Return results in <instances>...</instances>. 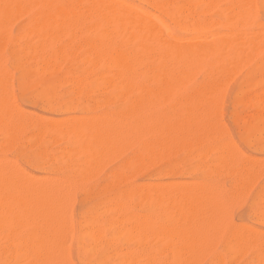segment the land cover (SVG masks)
Wrapping results in <instances>:
<instances>
[{"label": "rangeland", "instance_id": "obj_1", "mask_svg": "<svg viewBox=\"0 0 264 264\" xmlns=\"http://www.w3.org/2000/svg\"><path fill=\"white\" fill-rule=\"evenodd\" d=\"M53 1V3H55L56 1L57 2H59V3H63L64 5H70V4H72L73 2L75 3V2H81L83 5H85L86 6V4H87V1L86 2H84L85 0H52ZM92 1V0H91ZM109 0H103V2H108ZM123 3H122V2ZM156 1V2H155ZM154 2H151V1H149V0H115V1H113V3H114V6H115V8H117L118 10H116L117 11V13L118 14H123V13H125L126 11H128L129 9H130V7H123L124 9H120L122 6H123V4H130L133 8H134V6H135V8H138L139 10H141V11H143V12H145V13H147V14H153V15H155L160 21H162V22H164L167 26H168V28H169V30L167 31L166 29H163V27L161 28L160 27V25L156 22V21H153V20H142V19H139V21H138V24H139V26L140 27H152V28H154V29H156V30H158V32H161L162 33V36H165L166 37V35L167 36H169L170 37V39L168 38V37H162L163 39L165 38V39H167V41L169 40V41H171L172 39H173V36L174 37H176L177 39H179L178 41L179 42H177V43H180L181 44V42H180V38H184V39H182L184 42H186L185 44H183V42H182V46H187L188 44L187 43H189L190 41H191V43L194 41V40H196V39H199V40H201L202 41V43L203 44H205V45H208V46H210V44H212V42L214 41L212 38L213 37H215V34L214 33H219V32H222V33H225V31H226V34H227V32H229L228 31V29H226V27L225 26H220V25H218V27H217V29L214 27V26H211V25H209L210 23H211V20L212 21H216L217 20V22H218V20L219 21H223L224 20V17H222V16H226V13L225 12H227L228 11V9L226 8V10H225V6H227L228 4H230V2H232L231 0H217L215 3H213V7H211V5L209 4V6H208V4H206L205 3V5H207V7H205V5H203L204 4V0L202 1V0H200V1H198V0H196L194 3H193V5L191 6V8H190V10L189 11H185L184 10V12H177L176 13V16L174 15H172L171 14V12L172 11H174V9H175V7H173V6H175V5H178V6H180L179 5V3L181 2L182 3V5H186V1L185 0H155ZM164 1H166V2H164ZM168 1V2H167ZM171 1V2H170ZM198 1V2H197ZM259 1V2H258ZM56 2V3H57ZM65 2V3H64ZM146 2V3H145ZM151 2V3H150ZM162 2V3H161ZM254 2L256 3V8L255 7H253V11L257 14V16H256V14H252V12L253 11H251V16H250V19H248V20H250V21H247V22H249V23H246L244 26L243 25H241V26H239V27H237L236 28V32H238L239 30V33H241L242 34V36L244 37V35L246 36V38L245 39H247V37H248V39H249V36L251 35L252 36V38H255L256 36L255 35H257L258 37H259V35L258 34H260V33H262L263 31H260V30H258L259 29V27L261 26H257L256 27V24L257 25H259L258 24V22L260 23V24H262L263 23V25L261 26L262 27V30H263V28H264V5H262V2H261V0H254ZM162 5H161V4ZM165 3V4H164ZM174 3H175V5H174ZM180 3V4H181ZM218 3V4H217ZM35 4V3H34ZM122 4V5H121ZM168 4H169V6H168ZM202 4V5H201ZM215 4V5H214ZM232 4V3H231ZM230 4V5H231ZM32 5H33V3H32ZM159 5L161 6V7H159ZM197 5V6H196ZM198 5H200V6H198ZM33 6H36V7H31V12H29V8H27L28 9V11H25L24 13H22V15H23V17H21L22 15H20V14H15L17 17H18V15L20 16V18H15V20H12V18H11V16L12 15H9L10 16V18L9 19H11V20H9V22H8V20H6L8 23H5V25H4V28H3V30L1 29L0 30V54H1V56H0V65H1V68H2V66H4L5 67V69H3V70H6V71H3V72H5V74H7V70H11L10 72H11V74H10V72H9V76H8V74H7V77H10L11 76V78H9L10 79V81H11V86L10 85H8V87L10 86V88H8L7 87V85H5L6 87H7V89L8 90H10V91H12V92H10V93H12V94H8L9 92L8 91H6V87L5 86H3L2 84H0V85H2L1 87H3L2 89H4L5 90V92H7V94L10 96V97H12V99H13V103L11 102V101H9V103L11 102V104H12V106L10 105L9 106V110H5V111H8V112H6L5 113V116H7V117H5L6 119H3L4 118V115H1L2 114V112H1V114H0V117L1 116H3V117H1L0 119H1V123L3 122V123H5V124H1V125H3L4 127H0V135H1V137H0V159L2 160H0V164H2V165H0V173L2 174V176L3 175H6V176H8L9 178H11V176H10V174L11 173H13V174H11L12 175V178L14 179V174H16L17 175V177L15 178L17 181H18V179L19 178H23L25 175H24V173L25 172H28L31 176H38V175H46L45 177L46 178H48V176L50 175V178H48L47 180H49L50 181V183H51V181H52V183H56L57 182V180L59 179V178H61V179H63V177H64V181L66 182V179L68 178V177H66V176H77V175H80V176H77V177H73V180H72V178H70V176H69V178L67 179V180H69V181H67V183H65V182H63L65 185L66 184H68L69 186H63V184H62V190H61V187H60V189L58 188V190H60V191H56L55 193H57L58 195H59V197H60V192L61 191H63L61 194V196H63V203H62V198L60 197L59 199H60V201H58L57 200V202H59L58 204L60 205L61 203V205H63L64 207V209L66 208V210L63 212V208L62 207H60V206H58L59 207V209H60V212H59V214L62 212V216H63V214L65 213V212H67V211H71V220H72V228H71V230H72V234H70V232H65L64 233V230L68 227V231H69V229H70V226H68V225H66V224H70V220H69V222H67L68 220L67 219H69V218H67V219H65V220H67V221H65V222H63V220H62V218L60 217V219L62 220V223H60V222H58V224H56V226L58 227V231H57V233H59V234H57L58 236L60 235V231H59V229L61 230V228L62 229H64V230H62V232L64 233V234H70L71 235V237H67V236H70V235H65L64 236V234L62 235V233H61V235H60V239H62L61 238V236H63V237H65V239L66 240H64V242H65V245L63 244V243H61L62 244V251L60 250V248H59V246H58V249H59V251H58V249H56L57 251V253H55V255L57 256V255H59V258H60V260L59 261H57L56 259V257H55V255H54V252L52 253L53 255H54V257H52V260L50 259V252L49 253H47L48 255H47V258H44V257H46V254L45 253H43V254H45V256L43 257V255H41L40 253V255H39V259H40V256L42 257L41 258V263L42 262H44V261H42L43 259H49V260H46V262H47V264H50L49 262H50V260H51V264H55V262H56V264H58V262L60 263V264H62V262H63V264L65 263V264H89L88 262H90V264H118L117 262L119 261V260H122V257H124L125 258V260H123V264H131V260L127 257V256H129V254H135L136 256H138V255H140V257L138 256V260L136 261V262H132V264H138V262L140 261V260H144L143 258L144 257H146V256H150V257H152V260H151V264H170V263H172V264H177L176 263V258H177V261H179V263L178 264H184L183 262H185V264H208L207 262H209V264H217V263H219V264H225L226 262H228V261H230V262H228L227 264H264V243H262V242H264V232L263 233H261L260 234V232H262V231H264V223H263V221H264V182H262V181H264V168L262 169V167H264V133H259V134H251V131H249V134L247 135V133H248V130H251L249 127L250 126H246V125H249L250 123H249V120H250V118H251V116L253 115V114H255L256 112H260L261 114H263L264 115V105H263V100L264 99H262V98H264V95L262 96V94H264V55H263V52L264 51H259V52H257V53H253V54H251V56L252 57H250V59H247V60H245V61H248L247 63H245L244 64V66H243V62H242V64L240 65L238 62H236V64H239L238 65V68H241L240 70L239 69H237V68H235L234 67V69L236 70V71H238V72H236V74L234 73H232L233 74V76H232V78H231V76H230V78H228L229 79V81H228V79H227V81L225 82L224 81V84H221L220 82H219V86H221L220 88H219V86L217 85V87H215V89L217 90V92H219V95L221 94V96H219V95H216V93L217 92H215L214 90H212V93L214 94L213 95V97L212 96H210V95H212V93L210 94V92H206L207 93V95L208 94H210V95H208V97L210 96L211 98H208L207 97V95H205L206 93L203 91V93L201 92V91H199V92H192L193 90L191 89L192 87H193V89H194V87H196V86H200V85H202V82L204 83L205 82V80H206V82H208L209 80V77L208 76H206L207 75V73H206V71L204 70V68H201V70H200V68H199V72H197L198 70V68L197 67H202V65H197L196 66V64H195V67L193 66L191 69L192 70H195L196 68V73L195 72H192L191 70H189L188 68H185L186 66H187V63H186V66H185V62H188L189 60H185V62H184V66L185 67H183V64H182V67H183V69H186V70H184L186 73L188 72H190V74L191 75H194V76H191V75H189L190 76V78L189 77H185L186 78V82L184 83V90L182 91V92H179L181 95H179V93H178V97L177 98H175L176 97V95H175V93L174 94H172L171 96H170V94L168 95V97H166V99L168 98H171L173 95H175V96H173L172 98H175V100L173 99L172 100V98L171 99H169V101L170 102H175V101H177V102H175V106L177 107L178 105H176V103L178 104V102H179V104L181 105V106H183V105H185V104H187V105H185V108L183 109L182 107V110H184V112L186 113V111H185V109L187 108L186 106H188V109H187V114L184 116L183 114H181V112H182V110H181V108L179 109V106L176 108H174V103L172 102V103H170V102H166V99H164L165 97V95L163 96V95H160V94H157L158 96H157V98L158 97H160L161 98V96H162V98H163V100H162V98L161 99H159V100H157L156 98H154V97H156V96H153V97H148V98H150V99H148V100H150V101H148V100H146L147 102H149V104L150 105H155L156 103L154 102V101H159V103L161 104H163V101L165 102V104H163V105H165L164 107H165V110H164V107L162 106V105H157V106H152L153 108H155V107H163V109H161L160 108V110L162 111V110H164V112L163 113H165V114H160L161 115V120H163V118H165V117H167V115H169L167 118H165V120L167 121V123H166V121L164 122V120L163 121H161V123L160 124H163V122H164V124L167 126V128H168V130L166 131L165 129H161L162 131H164V132H162L159 128H157L155 125H158L159 124V122H157V121H159L160 119L159 118H156V116L159 114V110H158V113H157V115H155L154 114V112H157V111H155V109H153V111H152V108L150 107V105H147V102H145V101H140V100H133V99H136V98H138L139 99V97H140V93L139 92H137V91H132V92H130V95H129V93H124V94H120L121 93V91L119 90V89H116L115 87H113L114 85H110V80L112 79L111 78V74H110V72H108L109 71V69H107L106 67H104V68H102L103 66H102V64L98 61H96L95 60V58L94 59H92L91 58V56H89L90 54H88L89 53V46L87 45L89 42H95V43H100L101 44V36L99 37V35L101 34H96L95 35V31L97 32V29H95V31H93V34L91 33V32H89V31H91V30H94V29H92V27L95 25V24H97L96 22L94 23V21L95 20H97L98 21V23L100 22V17L98 18V15H96V19L95 20H92L93 19V17H95L94 15H90L91 16V18L90 19H87L86 21H85V16H84V18H83V16H82V18L80 19V21L83 23V24H85V25H87V26H85V27H83L82 28V26H84L82 23H80V30H79V28L77 27H72V29L69 27H67V26H59L60 27V29H58V31L57 30H55V28L56 27H47L46 29H47V31H45L46 33H48V35H47V37H45V38H47V39H45V38H43L44 40H45V42H44V40L43 41H41V39H42V36H41V38H40V35L38 34V32L36 31H34L33 30V33L31 32H29L30 31V29L29 28H27L28 27V22H29V19L31 18V16H33L34 14H36V12L38 11V9H39V7H40V5L39 4H36V5H33ZM156 6V7H155ZM220 8H219V7ZM233 6V5H232ZM231 6V7H232ZM169 8V11H166L164 8ZM172 7V8H171ZM193 7V8H192ZM211 7V8H210ZM230 7V8H231ZM262 7V8H261ZM219 8V9H218ZM223 8V9H222ZM229 8V7H228ZM232 9H236V7L234 6ZM232 9H231V11H232ZM133 9H131V10H129V11H132ZM171 10V11H170ZM195 10V11H194ZM116 11L114 12V14L116 13ZM138 11V10H137ZM141 11H139V12H141ZM191 11V12H190ZM194 11V13H192ZM223 11H224V15H222L221 16V14H223ZM27 12V13H26ZM188 12H190V13H188ZM197 12V13H196ZM218 12V13H217ZM221 14H220V13ZM232 12H234V11H232ZM231 12V13H232ZM178 13H181L180 15L178 14ZM188 13V14H187ZM227 13H229L230 15H231V13L230 12H227ZM263 13V14H262ZM24 14H26V15H24ZM191 14H192V16H191ZM218 14V15H217ZM228 14V15H229ZM260 14V15H259ZM15 15H13V16H15ZM188 15V16H187ZM254 15V16H253ZM28 16V17H27ZM121 16V15H120ZM120 16H118V17H120ZM190 16V17H189ZM194 16V17H193ZM218 16V17H217ZM263 16V17H262ZM87 17H89V16H86V18ZM179 17V18H178ZM223 18V19H222ZM83 19H84V21H85V23H84V21H83ZM190 19V20H189ZM194 19V20H193ZM259 19V20H258ZM261 19V20H260ZM187 20V21H186ZM196 20V21H195ZM12 21H14V22H12ZM24 21V22H23ZM91 21V22H90ZM93 21V22H92ZM182 21V22H181ZM192 21H195L196 22V24L198 23V24H200L201 25V27H202V24L204 25V29L203 30H189V29H187V28H189L188 27V25H190L191 24V22ZM200 21V22H199ZM207 21H209V22H207ZM258 21V22H257ZM11 22V23H10ZM205 24H204V23ZM252 22V23H251ZM254 22H257V23H254ZM87 23V24H86ZM91 23L93 24V26H90L91 25ZM216 23V22H215ZM220 23V22H219ZM8 24H9V27H8ZM22 24H24V25H22ZM89 24V25H88ZM207 24V25H206ZM255 24V25H254ZM6 25H7V27H6ZM27 25V26H26ZM82 25V26H81ZM181 25L184 27V28H182L181 27ZM205 25H206V28H205ZM209 25V26H208ZM24 26V27H23ZM88 28V29H86L85 30V28ZM89 27H91L90 29H89ZM96 27V26H95ZM98 28H99V26H97ZM96 27V28H97ZM208 27H210V29L208 28ZM5 28H7V29H5ZM27 28V29H26ZM50 28V29H49ZM58 28V27H57ZM56 28V29H57ZM66 28V29H65ZM103 27H100L99 29L101 30ZM15 29V30H14ZM25 29H26V33H25ZM65 30V32H64V30ZM98 29V30H99ZM185 29V30H184ZM261 29V28H260ZM4 30H6V31H4ZM29 30V31H28ZM55 32H54V31ZM69 30H73V32H69ZM75 30V31H74ZM79 30V31H78ZM83 30H85V31H83ZM89 30V31H88ZM99 30V31H100ZM120 30H122V31H120ZM119 31L117 30L115 33H117V40H120L119 42H123L124 43V46L126 45V43L124 42V41H128V40H124V38H126V36H128V31L127 30H124V29H120ZM21 31V32H20ZM32 31V30H31ZM62 31V32H61ZM81 31V33H79ZM83 31V32H82ZM124 31H126V33L124 32ZM167 31V32H166ZM235 31V30H234ZM234 31H232L233 33H232V36L234 37V38H236L237 37V35L236 36H234ZM260 31V33H258ZM12 32H14L13 33V35H11L12 34ZM18 32H20V33H18ZM75 32V33H74ZM90 34V35H87L88 33ZM102 32V31H101ZM118 32H119V34H120V36H119V34H118ZM123 32H124V37L123 38H121L122 36V34H123ZM170 33V35H172V37L170 36V35H168L167 33ZM207 32V33H206ZM210 32H211V34H210ZM213 32V33H212ZM235 32V33H236ZM29 33V34H28ZM34 33H36V34H34ZM54 33V37H56V36H59V34H60V36L59 37H61V34H65V35H62V37L61 38H59V37H57V38H55V40H57V41H62V43H61V41L60 42H57V41H54L53 39H54V37L52 36V37H50V34H53ZM57 33V34H56ZM67 33V34H66ZM71 33V34H70ZM76 33H78V34H76ZM122 33V34H121ZM161 33H159V35L161 34ZM200 33V34H199ZM204 33V34H203ZM222 33H220V34H222ZM230 34H231V32H229ZM228 33V34H229ZM24 34V35H23ZM28 34V35H27ZM32 34H34V35H32ZM69 34H70V37H69ZM73 34V35H72ZM80 34V35H79ZM83 34H85L84 36H83ZM164 34V35H163ZM199 35V37H198V35ZM225 34V35H226ZM227 34V35H228ZM237 34V33H236ZM240 34V35H241ZM255 34V35H254ZM263 34V33H262ZM4 35V36H3ZM36 35V36H35ZM75 35V36H74ZM78 36V38H77V36ZM214 35V36H213ZM219 35V34H218ZM223 35V34H222ZM222 35H220V37L222 36ZM224 35V36H225ZM226 35V36H227ZM239 35V34H238ZM238 36L237 38H242V39H244L242 36ZM264 35V34H263ZM263 35H262V40H263V43H264V37H263ZM15 36V37H14ZM21 36H24V37H21ZM73 36V37H72ZM161 36V35H160ZM190 36H191V38H190ZM193 36V37H192ZM197 36V37H196ZM213 36V37H212ZM225 36V37H226ZM31 37V38H30ZM52 38V40L55 42H52V41H50V42H48L49 40L48 39H50V38ZM73 39H72V38ZM75 37V38H74ZM95 37V38H94ZM119 37V38H118ZM179 37V38H178ZM185 37H188V38H186L185 39ZM194 37H195V39H194ZM223 37V36H222ZM225 37H223V38H225ZM233 37H231V38H233ZM261 37V36H260ZM18 38V39H17ZM33 38V39H32ZM38 38H40V39H38ZM68 38H70V39H68ZM79 39L80 38V40H78V41H76L77 39ZM91 38H92V41H91ZM129 38V37H128ZM130 38H133V40L131 39L130 41H128V43H127V45L129 44V46L133 43V45L135 46V48L138 50L139 49V46L138 45H140V43L138 42V40L139 39H136V38H134V37H132V36H130ZM129 38V39H130ZM176 38H175V40H176ZM190 38V39H189ZM194 39L193 41L191 40V39ZM226 38H230V36L229 37H226ZM5 39V40H4ZM12 39V40H11ZM37 41H39V44H40V46H38L39 44H36V40ZM68 39V40H67ZM72 39V40H71ZM76 39V40H75ZM84 39V40H83ZM136 39V40H135ZM189 39V40H188ZM259 38H257L256 37V40H258ZM17 40V41H16ZM95 40V41H94ZM181 40V41H182ZM213 40V41H212ZM7 41H8V43H7ZM46 41H47V43H46ZM72 41H74V42H72ZM84 43H83V42ZM87 43H86V42ZM97 41V42H96ZM132 41V42H131ZM140 41V40H139ZM174 41V40H173ZM2 42V43H1ZM25 42V43H24ZM41 42V43H40ZM52 42V45L54 46L55 44H56V42H57V45H59L61 48H59L57 45L55 46V47H58V50H57V48H56V51H57V54H55L56 53V51L54 52V50H55V48H53V46L51 47L50 45V43ZM63 42H65V43H63ZM130 42V43H129ZM139 43L138 45L136 44V43ZM172 42V41H171ZM175 42V43H176ZM200 42V41H199ZM199 42H193L194 44H198ZM233 42V41H232ZM261 44H262V42H261V40L259 41ZM11 43H12V45H11ZM25 45H24V44ZM32 43V44H31ZM45 43V44H44ZM61 43V44H60ZM69 43L71 44V45H69ZM90 43V44H91ZM98 43V44H99ZM123 43H122V45H123ZM135 43V44H134ZM174 43V44H175ZM226 43L227 44H229V43H231V39H226ZM84 44H86L85 46H83ZM201 44V43H200ZM199 44V45H200ZM9 45V47H11L12 46V48L10 49L9 47H7ZM36 45H37V49H36ZM48 45V46H47ZM63 47H62V46ZM70 46L71 47V49H70V47H69V49H68V47L66 48V51H68L69 50V53L68 52H66L65 51V47L64 46ZM80 45V46H79ZM83 47H82V46ZM126 45V46H127ZM132 45V46H133ZM175 45H177L178 46V44H175ZM264 45V44H263ZM16 46V47H15ZM23 46V47H22ZM25 46V47H24ZM28 46V47H27ZM30 46V47H29ZM77 46V47H76ZM86 46H88V48L86 47ZM129 46H127V47H129ZM134 46L131 48L133 51H136V50H134L135 48H134ZM138 46V47H137ZM189 46V45H188ZM204 46V45H203ZM7 47V48H6ZM38 47H39V49H38ZM42 47V48H41ZM73 47L75 48V49H73ZM246 47V46H245ZM244 47V48H245ZM8 48H9V50H8ZM27 48H29L30 49V51L29 50H27ZM125 48V47H124ZM134 48V49H133ZM24 49V50H23ZM34 49H36V50H34ZM54 49V50H53ZM60 49H61V51H60ZM68 49V50H67ZM76 49H78L77 51H76ZM85 49V50H84ZM243 49V48H242ZM263 49H264V46H263ZM8 51V53H7V51ZM11 50H13V51H11ZM15 50V51H14ZM39 50H41V51H39ZM52 50V51H51ZM70 50H72V51H70ZM129 50V49H128ZM20 51V52H19ZM64 53H68V54H62L63 52ZM131 51V50H130ZM245 50L243 49V52H244ZM248 50H246V52H247ZM11 52H13L12 54H11ZM15 52V53H14ZM30 52V53H29ZM35 52H37V56H36V53ZM60 52H62V53H60ZM73 52V53H72ZM75 52V53H74ZM88 54L87 55V57H85V58H87L86 60L83 58L84 57V54H85V56H86V53ZM245 52V53H246ZM20 53V54H19ZM29 53V54H28ZM47 54V56H46V54ZM50 53H53V55H57V57H56V59H51L52 60V62H50L49 64H51L50 65V67L47 69V66H49V65H45V60H47V58H49V56L50 55H52V54H50ZM70 53H72V56H70L71 54ZM79 53V54H78ZM81 53H83V57L81 56L82 54ZM12 56H11V55ZM17 54V55H16ZM35 54V55H34ZM59 54H61V55H59ZM231 54V53H230ZM262 54V55H261ZM21 55V56H20ZM68 55V56H67ZM77 55H79V57L77 56ZM8 56V57H7ZM15 56V57H14ZM41 56V57H40ZM259 56V58H257ZM1 57H2V59H1ZM10 57V58H9ZM12 57V58H11ZM69 57H72L71 58V60H70V58ZM73 57H75L74 59H73ZM90 57V58H89ZM230 57V56H229ZM31 58V59H30ZM82 58L85 60L84 62H82ZM256 58V60H253V59H255ZM262 58V59H261ZM27 59V60H26ZM63 59V60H62ZM66 59H68V61L66 60ZM76 59H78V60H76ZM90 59H92V60H95V61H93V63H95V64H93V66L90 64V65H87V64H89V62H87V64H86V61H90ZM10 60V61H9ZM21 60H22V62H21ZM81 60V61H80ZM92 60H91V62H92ZM258 60H259V62H258ZM39 61V62H38ZM40 61H41V63H40ZM43 61V62H42ZM76 61V62H75ZM253 61H256V62H253ZM37 62H38V66H37ZM61 62V63H60ZM190 62H192V61H190ZM240 62V61H239ZM12 64V66H11V64L10 65H8L7 66V64ZM14 63H15V65H14ZM22 63V64H21ZM60 63V64H59ZM83 63V64H82ZM97 63V64H96ZM255 63V64H257V65H253V64ZM44 64V65H43ZM65 64V65H64ZM73 64V65H72ZM188 64H190L189 62H188ZM192 64V63H191ZM42 65L44 66V67H42ZM80 65H81V67H80ZM232 65H234L235 66V64H232ZM252 65H253V67H252ZM32 66H34V67H32ZM54 66V67H53ZM71 66V67H70ZM189 66H191V65H189ZM189 66H187V67H189ZM229 66V65H228ZM231 66V65H230ZM228 67L229 69L231 68V67ZM237 66V65H236ZM239 66H241V67H239ZM3 67V68H4ZM9 69H8V68ZM37 67H41L40 69L39 68H37ZM67 67H69V68H67ZM255 67V68H254ZM24 68V69H23ZM34 68V69H33ZM82 68H83V70H82ZM106 68V69H105ZM233 68V67H232ZM249 68V69H248ZM263 68V69H262ZM37 69V70H36ZM53 69L55 70L54 72H53ZM69 69V70H68ZM189 71H188V70ZM247 69V70H246ZM23 70V71H22ZM45 70V71H44ZM86 72H85V71ZM106 70V71H105ZM204 70V71H203ZM245 70H246V72H245ZM256 70V71H255ZM15 71V72H14ZM30 71V72H29ZM37 71V72H36ZM78 71V72H77ZM106 73H104V72ZM203 71V72H202ZM244 71V72H243ZM253 71V72H252ZM1 72V71H0ZM3 72H1V73H3ZM15 74H14V73ZM20 72V73H19ZM24 72V73H23ZM45 72V73H44ZM73 74H72V73ZM75 72V73H74ZM80 72V73H79ZM107 72H108V74H107ZM223 72V71H222ZM222 72H220V74H222ZM230 72H232V71H230ZM233 72H234V70H233ZM243 72V73H242ZM79 73V74H78ZM85 73V74H84ZM89 74V75H87V74ZM184 73V72H183ZM182 73V74H183ZM186 73H184L185 75H187ZM192 73H194V74H192ZM198 73V74H197ZM203 73V74H202ZM225 75L228 73L227 71H226V73L225 72H223ZM18 74V75H17ZM58 74V75H57ZM83 74L84 75H87L86 77H88V79H91V84L93 85V87H94V89L92 90V89H89L88 90V92H83V93H81L80 91H79V86H78V83L76 82V80H78L79 79V77L80 76H83ZM219 74V75H220ZM224 74H222L224 77H225V75ZM229 74H231V73H229ZM45 75V76H44ZM185 75H182L183 76V78H184V76ZM243 75V76H242ZM2 76H6V75H1V77ZM34 76V77H33ZM56 76V77H55ZM78 76V77H77ZM89 76H90V78H89ZM94 78H93V77ZM106 76L108 77H110V79L108 80L107 78H106ZM196 76H198V77H196ZM203 76V77H202ZM205 76V77H204ZM221 76V75H220ZM219 76V77H220ZM223 76H221V77H223ZM228 76V75H227ZM0 77V78H1ZM32 77V78H31ZM69 77V78H68ZM108 77V78H109ZM229 77V76H228ZM245 77H246V79H245ZM67 78H68V80H67ZM72 78H74V79H72ZM77 78V79H76ZM105 78V79H104ZM184 78V79H185ZM191 78H193V79H191ZM198 78V79H197ZM204 78V79H203ZM6 78L4 77V80H5ZM94 79H96L95 80V82H94ZM98 79V80H97ZM104 81V80H106V81H104V82H101L102 80ZM203 79V80H202ZM220 79V81H221V78H219ZM242 79V80H241ZM1 81H0V83L1 82H3V77H2V79H0ZM8 80V79H7ZM37 80V81H36ZM42 80V81H41ZM75 80V81H74ZM189 82H188V81ZM191 80V81H190ZM223 80H226V79H223ZM238 80V81H237ZM248 80H250V82L247 81ZM251 80H252V82H251ZM9 81V82H10ZM16 81V82H15ZM47 81V82H46ZM57 81V82H56ZM197 81V83H195ZM200 81V82H199ZM6 82V81H5ZM4 82V83H5ZM55 82H56V84H55ZM64 82V83H63ZM76 82V83H75ZM97 82V83H96ZM99 82H101V83H99ZM109 82V86L108 85H106L107 83ZM189 83V84H186V83ZM194 82V83H193ZM205 82V83H206ZM228 82V83H227ZM52 83V84H51ZM62 83V84H61ZM73 83V84H72ZM75 83V84H74ZM97 85L96 87H97V90H95L96 89V87H95V84ZM103 83V84H102ZM199 83H201V84H199ZM18 84V85H17ZM34 84V85H33ZM50 84V85H49ZM54 84V85H53ZM106 85V89H101V87H103V85ZM191 84V85H190ZM217 84H218V81H217ZM226 84V85H225ZM236 84V85H235ZM38 85V86H37ZM74 87H73V86ZM102 85V86H101ZM105 85H104V87H105ZM204 85V84H203ZM225 85V86H224ZM29 86H31L30 88H28ZM45 86V87H44ZM57 86V87H56ZM75 86H76V88H78L77 89V94L78 95H76V93H75V91H76V89H75ZM100 88H99V87ZM189 86V87H188ZM216 86V85H215ZM234 86V87H233ZM72 87H73V89H72ZM90 87V86H89ZM92 87V86H91ZM90 87V88H91ZM103 87V88H104ZM110 87V88H109ZM191 87V88H190ZM233 87V88H232ZM244 87V88H243ZM248 87V88H247ZM26 88H27V90H26ZM37 88V89H36ZM38 88H39V91H38ZM109 88V89H108ZM187 88V89H186ZM222 88V89H221ZM25 89V90H24ZM47 89V90H46ZM100 89V90H99ZM218 89H220L221 90V92H220V90H218ZM240 89V90H239ZM71 90V91H70ZM107 92H106V91ZM117 90V91H116ZM246 90V91H245ZM74 91V92H73ZM94 91H96V92H94ZM112 91H114V92H112ZM230 91H231V93H230ZM243 91H245V92H242ZM35 92V93H34ZM71 92H72V94H71ZM111 92L112 93H114L113 95L111 94ZM115 92L118 94V96L119 95H121V96H117V95H115ZM119 92V93H118ZM191 94H190V93ZM223 92V93H222ZM236 92H237V94H236ZM238 92H240V95H239V93ZM37 93H38V95H37ZM43 93H45V94H43ZM75 93V94H74ZM86 93H87V95H86ZM105 93V94H104ZM138 93V94H137ZM184 95H183V94ZM187 93V94H186ZM194 93V94H193ZM196 93H198V94H196ZM235 93V94H234ZM1 94H2V91H1ZM5 94V93H4ZM4 94H2V95H4ZM7 94H5L4 95V97L5 96H7ZM18 94V95H17ZM51 94V95H50ZM82 94H84V95H82ZM95 94V95H94ZM100 94V95H99ZM188 94H190V95H193V97L192 96H189V97H192L191 98V102H192V100H193V106H191L192 104L191 103H189L190 102V98H189V101H187L188 100V98H186L185 96L187 95V97H188ZM205 95L204 97H200V95ZM218 94V93H217ZM223 94V95H222ZM2 95H0V96H2ZM12 95V96H11ZM36 96L37 95V97H34V96ZM76 95V96H75ZM98 95V96H97ZM104 95H105V97H104ZM127 95H128V97H127ZM136 95V96H135ZM197 95H199L198 97H196ZM229 95V96H228ZM234 95V96H233ZM237 95V96H236ZM258 95V96H257ZM260 95L262 96V97H260ZM83 96V97H82ZM107 96V97H106ZM123 96V97H122ZM170 96V97H169ZM218 98H217V97ZM232 96V97H231ZM256 96V97H255ZM44 97H45V99H44ZM86 97V98H85ZM95 97V98H94ZM122 99H121V98ZM130 97V98H129ZM187 99V100H185V98ZM196 97V98H195ZM206 97H207V99H210V101L208 100V102H207V100H206ZM241 97H245V98H242V100H241ZM258 97H260V99H258ZM8 98V97H7ZM30 98V99H29ZM52 100H51V99ZM54 98V99H53ZM84 98V99H83ZM93 98V99H92ZM103 98H105L104 100L105 101H107L109 98H110V101L108 100L107 102H105L104 100H103ZM108 98V99H107ZM119 98H120V100H119ZM154 99L153 101H151V99ZM181 98V99H180ZM196 99V101H194L195 99ZM198 98H200V100H202L203 101V103L199 100L198 102H197V100H198ZM216 98V99H215ZM253 98H256V99H258V101L260 100H262V106H260L259 108H257V106H256V104L254 103L256 100H253ZM2 99V98H1ZM0 99V100H1ZM4 99H6V98H4ZM4 99H2V101L4 100ZM11 99V98H10ZM43 99V100H42ZM50 99V100H49ZM168 99H167V101H168ZM184 99V100H183ZM215 100L216 101V104L218 103V105H216L215 104V101L214 102H212V100ZM217 99H218V101H217ZM219 99H221L222 100V102H219ZM230 99V100H229ZM240 100V101H238V103H236L235 101H237V100ZM8 100H9V98H8ZM91 100H93V101H91ZM96 100V101H95ZM131 100H132V102L133 101H135V102H131ZM161 100H162V102H161ZM178 100H182V102H180V101H178ZM204 100H205V103H204ZM41 101H45V102H41ZM81 101V102H80ZM84 101V102H83ZM92 102L93 103V105H91V104H87L88 102ZM104 101V102H103ZM183 101H185V102H183ZM4 102V101H3ZM8 101L6 100V103H7ZM41 102V103H40ZM138 102V103H137ZM142 102H144V104L147 106V108L149 109L150 108V111H151V113H150V111H149V113H148V115H147V112H146V115H147V117L145 116V114H144V112L147 110L148 111V109H145V105L144 104H142ZM151 102V103H150ZM155 104H154V103ZM195 102L196 103H198L197 104V107L198 108H200L199 110L198 109H195L194 108V104H195ZM239 102H241V104L239 103ZM14 103L16 104L14 107L17 109L18 108V110L16 111V109L15 108H13L12 109V107H13V105H14ZM50 103V104H49ZM69 103V104H68ZM74 103V104H73ZM103 103H104V105H103ZM106 103V104H105ZM109 103V104H108ZM122 103H124V106H123V104ZM134 103L136 104V105H134ZM158 103V104H159ZM185 103V104H184ZM189 103V104H188ZM199 103L202 105V106H199ZM209 103H211V104H215V106H216V108H215V106L214 105H211V107L213 108H209L208 109V111H210V110H214V112H219L220 113V119H218V118H216V115H218V112L215 114V113H212L213 111H211V113L210 112H206V111H204V110H206V109H204L203 110V108H208V107H210V105H209ZM221 103V104H220ZM1 104H2V102H1ZM42 104V105H41ZM47 104V105H46ZM65 104H66V107H68V108H66V107H63V105L65 106ZM81 104H82V106H83V108L82 107H80L81 106ZM115 104H117V106L115 105ZM119 104H121V105H119ZM130 104L132 105H134L133 107L132 106H130ZM138 104H140V105H138ZM142 104V105H141ZM167 104H170V105H167ZM206 104V105H205ZM3 105V104H2ZM4 105H5V102H4ZM3 105V109L4 108H7L8 109V107L6 106H4ZM9 105V104H8ZM61 105V106H60ZM89 105V106H88ZM190 105V106H189ZM204 105H205V107H204ZM207 105H208V107H207ZM220 105V106H219ZM17 106V107H16ZM58 106V107H57ZM93 106V107H92ZM97 106V107H96ZM114 106H116V107H114ZM121 106H123L124 108H121ZM125 106H126V108L127 107H129V112H128V110L125 108ZM168 106V107H167ZM219 107V109L221 108V112L219 111V109H218V107ZM39 107V108H38ZM48 107V108H47ZM50 107V108H49ZM78 107H80V108H78ZM92 107V108H91ZM95 107V108H94ZM144 107V108H143ZM171 107V108H170ZM174 108V110L175 109H177L178 111H174V113H173V111H172V109ZM184 107V106H183ZM191 107V108H190ZM195 107H196V105H195ZM262 107V108H261ZM82 108V109H81ZM97 108V109H96ZM114 108H115V110H114ZM130 108H131V110H130ZM134 110H133V109ZM157 108V109H158ZM169 108L171 109V111L169 110ZM193 108V109H192ZM217 109V111L215 110V109ZM261 108V109H260ZM56 109V110H55ZM58 109V110H57ZM61 109V110H60ZM68 109V110H67ZM80 109V110H79ZM90 109V110H89ZM126 109V110H125ZM135 109L137 110V111H139V113H141V115H140V117L142 116V115H144L145 116V119L146 118H148L149 117V115H151L152 113V117L150 116L146 121H148L149 119H152L153 118V115L155 116V118H153V120H156V121H152V123H151V121H149V123H147L148 125H147V127L149 126V130H147V131H150V130H153V132H151L150 131V135L152 134V136L150 137V135L149 134H147V133H149V132H144L143 130H140V129H138L137 127H139L140 128V126H138L137 125V123L139 122H136L137 121V119L139 120V113L137 112V111H135ZM139 109V110H138ZM156 109V110H157ZM192 109V110H191ZM195 109V110H194ZM11 110V111H10ZM83 110H85V111H83ZM119 110H120V113H119ZM122 110H124V112L122 111ZM132 110H133V112H132ZM142 110H144V111H142ZM180 110V111H179ZM198 110V111H197ZM1 111H2V109H1ZM16 111V112H15ZM111 111H114V112H112V113H115L114 115H115V117L117 116V114H118V116H120L119 114H121V117H119V119H117V121H115L116 122V125H117V122L119 123V124H121V123H123V124H126L127 125V123H128V125H127V127H130V123H132L133 121V123L135 124V125H133L134 126V128H135V126H136V128L139 130V131H143V133H141L140 132V137H142L141 138V144H142V140L144 141V139L146 138V135H147V137H148V135H149V137H148V142L150 143L151 141L153 142V146L152 147H154V149L152 148L151 149V146H150V144L152 143H148L149 145L146 147L147 149H143V144L141 145V144H138V143H140V139H138V138H136L137 137V133H136V131H134V129L132 130V131H134V132H131V134H132V137L131 138H133V140L132 141H135L136 139V143H135V145L133 144V142H130V144H131V146L129 145V143H128V145L130 146L129 147V149H127V147H128V145H127V147L126 146H124L123 145V143H119V142H122V141H124L125 142V139H123V137H122V135H119V136H121L122 137V139H121V141H119V139L117 140V136H116V139H115V141L117 140V142L119 143H116L115 144V141L114 142H109V140H107V145L105 144V146L103 147V145H102V143L101 144H99L100 145V149H98V144H97V146H96V144H93L94 145V147H90V148H92V150L93 151H91V153L93 152L94 153V150H95V148L98 150V153L97 154H99L100 152L102 153V151H104V154H105V149L108 147V149L107 150H109L110 148H109V146H111V144H113L114 143V145H118V146H115V149L113 148V146H112V149H114L115 150V152H118V153H114V150H112L111 152H112V155H109L110 154V151H109V154L107 153L108 151H106V153L110 156H107V159L105 158L104 160H102L103 162H101L102 164H100V161H101V158L103 159V157H101V156H99V157H101V158H99V160L100 161H98V160H96V158H98V155H97V157H95V163L93 164V161L94 160H92V162H90L91 160H89V159H87L88 157L90 158L91 157V155H93V154H89V156L87 157V158H85V161H86V163L84 162V160H82L83 158H84V156L86 157V154L87 153H89L90 151H89V149H87V151H89V152H87V151H85L86 152V154H85V152H82L83 154H80L81 152H80V150L81 149H84L83 148V145H84V142L83 141H79V140H84L83 139V137H81L80 135H73V133H72V135H73V137L70 135L71 134V132H73V130H71L72 128H73V126H71V125H74L73 123H72V121L73 120H77L78 122H79V120L81 119V118H79V116L77 117H75V115H79L80 114V116L81 117H85V119H83L85 122H83V120L81 121L80 120V122L78 123L77 121V123L78 124H82L83 125V123L85 124L87 121H88V124H90L91 125V123L89 122L90 120L88 119L87 120V117L86 116H88L89 114H90V116H88V118H91V121H92V119H94V115L92 116V114L94 113H99L100 112V115H99V117H96L97 118V121H96V123L95 124H101V127H102V129H103V131H104V129L106 130V131H104L105 133L107 132V130L109 131V128L111 127V128H113V126L112 125H114L115 123H110V122H112V121H114V120H112V119H110V120H112V121H110V122H105V120H103V117H104V119H107L108 117H110V116H108L107 118H105L106 116H104L105 114V112H106V115H107V113L108 114H110L111 113ZM118 113H117V112ZM130 113V111L133 113V114H129L130 116H132V117H128V113ZM141 111V112H140ZM168 111H169V114H167L168 113ZM190 111H192V112H190ZM195 111V112H194ZM196 111H197V113H196ZM202 111H203V114H202ZM234 111V112H233ZM142 112H143V114H142ZM184 112H182V113H184ZM188 112H190L189 114H188ZM9 113V114H8ZM101 113H102V115H101ZM112 113H111V116H112ZM125 113H127V115L125 114ZM171 113H172V115H171ZM178 113H179V115H178ZM199 114V115H197V117L195 118V119H197L196 120V123L199 121V123H197V125H196V123H195V119H194V117L196 116V114ZM206 113L208 114V116L206 115ZM12 114V115H11ZM15 114V115H14ZM67 114V115H66ZM95 114V115H96ZM104 114V115H103ZM134 114H136V115H134ZM173 114H177V116L175 117ZM193 114V115H192ZM201 114V115H200ZM213 114L215 115V116H213ZM113 115V116H114ZM123 115V116H122ZM133 115L134 116H137L138 115V117L139 118H134V119H132L133 118ZM162 115H163V117H162ZM183 115V117H181V116ZM202 115L203 116H207L206 118H207V120H206V128H205V120H204V118H203V123H202V118H201V120H200V116L202 117ZM210 115H212L213 116V118L210 116ZM232 115V116H231ZM236 115H237V117H236ZM13 116V117H12ZM18 116V117H17ZM46 116V117H45ZM101 116H103L102 117V120H101ZM127 116V117H126ZM165 116V117H164ZM178 116H179V118H180V122H182V124H184V125H182V124H180L179 125V123L180 122H178L179 121V119H178ZM186 116H188V118L187 119H185L186 118ZM191 116H192V118H191ZM219 116V115H218ZM10 117V118H9ZM53 117V118H52ZM59 117H60V120H58L59 119ZM65 117V118H64ZM73 117V118H72ZM75 117V118H74ZM114 117V118H115ZM123 117V118H122ZM158 117H159V115H158ZM173 117H174V119H173ZM210 117H211V119H210ZM244 117H246V119L244 118ZM250 117V118H249ZM49 118V119H48ZM54 118H55V121H56V123L53 121L54 120ZM78 118V119H77ZM100 120H99V119ZM111 118H113V117H111ZM118 118V117H117ZM122 118V119H121ZM124 118H126V119H128V120H130V121H127V123H126V120H124ZM143 118V117H142ZM175 118H176V121H175ZM182 118V119H181ZM242 118V119H241ZM20 119V120H19ZM40 119V120H39ZM52 119V120H51ZM65 121V119L66 120H68V121H66V122H63V120ZM69 119H71L72 121H71V123H70V120ZM108 119V120H109ZM145 119H141L142 121L143 120H145ZM159 119V120H158ZM190 119H192V120H194L193 121V123H192V120H190ZM212 119H213V121H212ZM216 121H215V120ZM218 119V120H217ZM231 119V120H230ZM4 120V121H3ZM59 122H58V121ZM120 122H119V121ZM123 120L125 121V123L123 122ZM185 120V122L186 123H184L183 121ZM188 120V121H187ZM220 120H221V122H220ZM244 120V121H243ZM94 121V122H95ZM100 121H104L103 122V125H102V123L100 122ZM107 121V120H106ZM141 121V124L140 123H138L139 125H141V126H143L144 125V122H142ZM171 121H173V122H171ZM176 123H175V122ZM191 121V122H190ZM201 121V122H200ZM211 121H212V123H211ZM34 122V123H33ZM61 122V123H60ZM74 122V121H73ZM93 122V121H92ZM94 122H93V124H94ZM98 122V123H97ZM130 122V123H129ZM156 122L158 123V124H156ZM170 122V125H168V123ZM193 125V127H194V130L192 129L193 127L190 125V123ZM207 122H208V125H207ZM217 122H219V123H217ZM224 124H223V123ZM23 123V124H22ZM60 123V124H59ZM69 123L71 124L70 125V127H69ZM109 123V124H108ZM153 125H151V124ZM153 123H155V124H153ZM175 123V124H174ZM187 123H189V124H187ZM195 123V124H194ZM204 124L203 126H202V124ZM249 123V124H248ZM14 124V125H13ZM38 124V125H37ZM51 124V125H50ZM54 124V125H53ZM56 124V125H55ZM63 124V125H62ZM65 124H67L66 125V127L64 126ZM112 124V125H111ZM159 124V125H160ZM163 124V125H164ZM181 126L180 128L177 126ZM186 124H187V127L189 128H186V129H184L183 128V126H185L186 127ZM201 124V125H200ZM209 124H210V126H209ZM219 124V125H218ZM0 125V126H1ZM18 125V126H17ZM61 125H62V127H61ZM114 126V131L117 129V128H115V127H117V126ZM122 125V124H121ZM132 125V124H131ZM150 125L154 128V126L157 128V131H155V129L156 128H154V129H150ZM164 125V126H165ZM177 127V130H176V132H175V126ZM198 127L199 125H200V127H198V129H197V127ZM218 125V126H217ZM6 126V127H5ZM8 126H9V129H8ZM30 126V127H29ZM41 126V127H40ZM59 126V127H58ZM63 126L66 128V129H64L63 128ZM110 126V127H109ZM164 126H158V127H164ZM165 126V127H166ZM169 126V127H168ZM173 126V127H172ZM189 126H191V127H189ZM209 126V127H208ZM219 126H221V128L219 127ZM231 126V127H230ZM11 127V128H10ZM29 127V128H28ZM56 127H58L57 129H56ZM120 126L118 125V128H119ZM122 127V126H121ZM121 127L119 128V129H121ZM126 127V128H127ZM144 128L146 127V124H145V126H143ZM143 127H141V128H143ZM146 127V128H147ZM151 127V128H152ZM175 127V128H174ZM204 128V130L202 129V128ZM207 127H208V129H207ZM215 127V128H214ZM4 128V129H3ZM6 128L8 129V130H6ZM12 128H14V129H12ZM40 128V129H39ZM53 128V129H52ZM59 128H62V130L61 129H59ZM107 128V129H106ZM110 128V129H111ZM123 128V130L122 131H124V127H122ZM135 128V129H136ZM143 128V129H144ZM166 128V129H167ZM169 128H172L171 130H173V128H174V130L173 131H171ZM193 130H191V129ZM224 128V129H223ZM225 128H227V130L225 129ZM240 128H242V131H241V129ZM247 128H249L248 130H246ZM3 129V130H2ZM34 129V130H33ZM51 129H52V131H51ZM56 129V130H55ZM70 129V131H69V134L68 135H66V137H64L63 135H62V133L65 135V134H67V132L66 131H68ZM160 131H159V130ZM179 129H180V131H179ZM195 129H197V130H195ZM199 129H201V131L199 130ZM205 129H206V131H205ZM212 129H213V131H212ZM217 129V130H216ZM223 129V130H222ZM2 130V131H1ZM37 130V131H36ZM57 130L58 131H61L62 133H58L57 132ZM80 130H83V128L82 129H80ZM129 130H131V129H129V128H127V130L126 131H128V132H130ZM171 132H170V131ZM185 130H186V133H185ZM202 130H203V132H202ZM54 131V132H53ZM120 132V131H118L119 133H123V132ZM169 134V135H167L166 134V132ZM179 131V136L177 135V132ZM189 131V132H188ZM191 131V132H190ZM197 131H199L198 133H196ZM206 132V134H205V132ZM215 131V132H214ZM227 131V132H226ZM9 132V133H8ZM34 132H36L35 134H34ZM155 132V135H153V133ZM160 132H162V133H164L166 136H167V141H166V137H165V135L164 134H160ZM176 135V136H178V138L177 137H174L175 135L173 134V133ZM181 132H184V133H182V134H184V136L186 137H184V139H183V135L181 134ZM187 132H188V134H187ZM193 132H195V134H193ZM207 132H208V134H207ZM217 132V133H216ZM17 133H18V135H17ZM56 133H57V135H56ZM74 133H76V132H74ZM115 133H117L116 131H115ZM136 135V136H134V134ZM146 133V135H144ZM200 133V134H199ZM202 133V134H201ZM47 134V135H46ZM124 134H126L127 135V137H128V134H127V132L125 133V131H124ZM123 134V135H124ZM141 134H143L144 136H145V138H143L144 136H141ZM173 134V135H172ZM192 134L194 135V137H192ZM204 134H205V136H204ZM210 134V135H209ZM13 135V136H12ZM23 135V136H22ZM36 135H39V136H36ZM129 135H130V133H129ZM157 135H159V136H157ZM161 135V136H160ZM190 135V136H189ZM197 135V136H196ZM217 135V136H216ZM244 135V136H243ZM260 135V136H259ZM261 135H263V136H261ZM12 136V137H11ZM34 136L36 137V140L34 139ZM64 138H63V137ZM70 136V137H69ZM75 136V137H74ZM136 138H134V137ZM138 136V137H139ZM156 136V137H155ZM181 136V137H180ZM241 136V137H240ZM259 136V137H258ZM67 137H68V139H67ZM76 137H81V138H77V140H75V138ZM126 137V136H125ZM139 137V138H140ZM157 137H158V139H157ZM161 139H160V138ZM169 137V138H168ZM172 139H171V138ZM193 138V139H191V138ZM198 138V139H196V138ZM235 137V138H234ZM250 137H252V142L251 141H248L249 139L251 140V138ZM47 138V139H46ZM62 138V140H60ZM70 138V139H69ZM72 138H74V141H75V143H77L78 141L79 142H82L83 143V145L82 146H80L82 143H80V145L78 144H76V146H75V144L73 143L74 141H73V139ZM131 138H129L128 137V139L129 140H127V142H129L130 141V139ZM164 139V143H163V139ZM188 138H190V139H188ZM259 140H261V141H257L258 139ZM33 139H34V141H33ZM38 139V140H37ZM64 139V140H63ZM72 139V140H71ZM79 139V140H78ZM106 139H108V135H107V138ZM135 139V140H134ZM151 139V140H150ZM160 139V140H159ZM175 139H176V141H175ZM180 139H182V140H180ZM212 139V140H211ZM254 139V140H253ZM263 139V140H262ZM7 140V141H6ZM71 141V142H68V141ZM147 139H145V141L143 142V143H145V142H147L146 141ZM155 140L158 142L157 144H156V142H155ZM170 140V141H169ZM172 140V141H171ZM184 140V141H183ZM211 140V141H210ZM232 140V141H231ZM21 141H23V144H22V142ZM64 141H66V142H68V144H65L66 142H64ZM137 141H139V142H137ZM159 141H161L160 143H159ZM166 141V142H165ZM174 141V142H173ZM185 142L186 143V141H187V145H184L183 144V142ZM193 141H195V142H193ZM229 141V142H228ZM12 142V143H11ZM105 142V141H104ZM108 142H109V144H108ZM171 142V143H170ZM178 142H180V144H178ZM190 142L192 143V144H190ZM199 142V143H198ZM227 142V144L225 145V143ZM2 143V144H1ZM17 143H19V144H17ZM21 143V144H20ZM34 143V144H33ZM70 143V144H69ZM222 143H223V145H222ZM229 143H231V146H230V144ZM24 144H25V146H24ZM28 144H31V146H29ZM122 144V146L120 147V145ZM137 144V145H136ZM160 144V145H159ZM163 144V145H162ZM170 144V145H169ZM174 144V145H173ZM189 144V145H188ZM218 144V145H217ZM234 144V145H233ZM249 144V145H248ZM259 144V145H258ZM262 144V145H261ZM16 145H18V146H16ZM23 145V146H22ZM68 145V146H67ZM74 145V146H73ZM155 145H156V147H155ZM169 145V146H168ZM172 145V146H171ZM192 145V146H191ZM197 145V146H196ZM221 145V146H220ZM40 148H39V147ZM96 146V147H95ZM101 146L103 147L102 149H101ZM140 146V147H139ZM159 146H161L162 148H163V146H165V148H163V150H162V148L160 147L159 148ZM175 146V147H174ZM179 147V149H178V147ZM184 146V147H183ZM186 146V147H185ZM188 146V147H187ZM226 146H228V149H227V147H226V149H227V151H226V149H225V147ZM235 146H236V148H235ZM263 146V147H262ZM14 147H16V148H14ZM17 147L19 148V149H17ZM23 149H22V148ZM24 147H26V148H24ZM67 147H70L69 148V150L67 149ZM71 147H73V149L71 148ZM76 147V148H75ZM77 147H78V152H76L77 150ZM116 147H118V148H116ZM126 147V151H124V150H122V151H124V152H122L121 150H119V151H117L118 149H120V148H125ZM167 147H170V148H168V149H166ZM172 147H173V150H172ZM177 147V148H176ZM202 147V148H201ZM213 147V148H212ZM221 147V148H220ZM230 147H232V149H233V154H231V148ZM235 148V150H234V148ZM238 147V148H237ZM21 148V149H20ZM47 148V149H46ZM66 148V149H65ZM148 148H150L151 150H150V152L151 151H153L152 152V154L154 153V151H155V148H156V152L158 153V152H160V153H158V156H157V153L155 154H153V155H155L154 157L155 158H157V161H155V158H154V160H153V157H152V160L150 159L151 157L149 156L151 153H149V150H148ZM185 148H186V150H185ZM188 148V149H187ZM190 148V149H189ZM196 148V149H195ZM200 148V149H199ZM216 148V149H215ZM222 148H223V152H222ZM229 148H230V150H229ZM260 148V150H258ZM262 148V149H261ZM7 149V150H6ZM16 149H17V151H16ZM70 151V149H71V152H69L68 154H67V152L65 151ZM76 150V151H72V150ZM134 149H136V150H134ZM143 149V150H142ZM159 149V150H158ZM162 151H164V149H166V151H164V152H162ZM171 151H170V150ZM176 149H177V151H176ZM203 149H204V151L206 150V154H205V152L203 151ZM221 149V151H219ZM97 150H95V151H97ZM131 150H134V151H131ZM147 150V151H146ZM158 150V151H157ZM219 151V152H217V151ZM225 150V151H224ZM43 151V152H42ZM64 152V154H63V152ZM82 151H84V150H82ZM140 151V152H139ZM143 151H145L146 152V154H144L143 153ZM202 151V152H201ZM231 151V152H230ZM237 151H238V153H237ZM262 151V152H261ZM12 152V153H11ZM29 152V153H28ZM44 152H45V154H44ZM73 152H75V157H74V159H73V157H69V158H67L68 156H70L71 154H73ZM120 152H122V153H120ZM147 152L149 153V154H147ZM168 152H169V154H168ZM236 153V155H235V153ZM18 153V154H17ZM27 153V154H26ZM37 153V154H36ZM43 153V154H42ZM50 153H51V155H50ZM67 155H66V154ZM71 153V154H70ZM76 153L78 154V155H76ZM204 155H203V154ZM217 153H219L220 155H218ZM222 153H224V155H222ZM243 153V154H242ZM15 154H17V156L15 155ZM24 154V155H23ZM54 154V156H52ZM56 154V155H55ZM61 154H62V156H61ZM95 154V153H94ZM118 154V155H117ZM121 154V155H120ZM134 154H136V155H134ZM191 154V155H190ZM194 154H195V156H194ZM201 154H202V156L204 157H202L201 156ZM215 154H216V156H215ZM230 154H231V157H230ZM34 155V156H33ZM41 155H43V156H41ZM64 155V156H63ZM113 155H114V157H113ZM116 155V156H115ZM133 155V156H132ZM145 155V156H144ZM153 155H151V156H153ZM161 155V156H160ZM199 155H200V157H199ZM227 155H229V156H227ZM234 155V156H233ZM20 156H21V158H20ZM51 156V157H50ZM59 156H60V158H59ZM65 156H67V157H65ZM77 156H79V157H77ZM80 156H83V158H81ZM95 156H96V154H95ZM105 157H106V155H104ZM134 156H137V157H134ZM141 158H140V157ZM142 156H144V158H142ZM149 156V157H148ZM180 156H181V158H180ZM182 156H183V158H182ZM224 156V157H223ZM235 156H236V158H235ZM247 156V157H246ZM256 157L255 159H253L254 157ZM48 157V158H47ZM54 157V158H53ZM67 158V160H70V161H67V160H65L66 162H64L63 163V159H65V158ZM109 157V158H108ZM116 157V158H115ZM128 157V158H127ZM149 159H148V158ZM202 157V158H201ZM219 157H221L222 159L220 160V158ZM229 157V158H228ZM7 158H9V159H11V161L12 160H14L15 159V166H14V164H13V162H11L10 160H6ZM71 158V159H70ZM93 159H94V157H92ZM130 158V159H129ZM133 158V159H132ZM136 158H138V159H135ZM145 158H147L148 159V161L149 160H151L152 162H150V163H148L149 164V166L147 167V164H145L144 162L146 161L145 160ZM179 158H180V160H179ZM198 158V159H197ZM249 158V159H248ZM53 159V160H52ZM76 159H77V161L79 162L80 161V164L76 161ZM112 159V160H111ZM142 159V160H141ZM201 159V160H200ZM230 159V160H229ZM232 159V160H231ZM244 159H247V160H244ZM7 161V163H6V161ZM42 160H44L45 162H43ZM51 160V161H50ZM62 160V161H61ZM89 160V161H88ZM105 160H107V161H105ZM109 160V161H108ZM135 160V162H131V161H134ZM141 160V161H140ZM198 160V161H197ZM199 160H200V162H199ZM218 160V161H217ZM244 160V161H243ZM248 160H249V162H248ZM250 160H251V162H250ZM256 160H257V162H256ZM61 161V162H60ZM75 161L77 162L76 164H75ZM97 161H98V163H99V166L100 167H98V164H97ZM138 161H140L139 163H138ZM148 161H146V162H148ZM179 161H180V163H179ZM202 161V162H201ZM228 161V162H227ZM230 161L231 162H233L232 164L230 163ZM238 161V162H237ZM240 161V162H239ZM241 161H242V163H241ZM5 162V163H4ZM41 162V163H40ZM43 162V163H42ZM52 162V163H51ZM57 162V164H55ZM59 162V163H58ZM70 162H72V164L70 163ZM85 163V167L86 168H83L84 167V163ZM129 162H131L130 164H129ZM204 162V163H203ZM222 163V166H221V163ZM246 162V163H245ZM39 163V165H37ZM56 165H54V164ZM66 163L68 164H71V167H70V165H67V166H65L66 165ZM87 163H89V165L92 163L93 165H88ZM105 163V164H104ZM128 163V164H127ZM136 163H137V165L138 164H140L141 165V169H142V171L141 170H139L140 169V167L139 166H137L136 165ZM142 163H143V167H142ZM184 163V164H183ZM230 163V164H229ZM249 163H252V164H250L249 165ZM254 163H255V168H257V169H255L254 168ZM258 164V167H259V165H260V169L257 167V164ZM3 164H5L7 167H8V165L10 164L11 166H10V168H8V169H6V170H9V171H7L6 172V170L5 169H3L4 167H5V165H3ZM32 164V165H31ZM36 164V165H35ZM50 164V165H49ZM63 164V165H62ZM65 164V165H64ZM73 164H74V166H73ZM96 164H97V166H96ZM151 164V165H150ZM153 164V165H152ZM201 164V165H200ZM207 166H206V165ZM220 164V165H219ZM224 164V165H223ZM246 164V165H245ZM249 166H251V167H249ZM13 165V166H12ZM19 165V166H18ZM31 165V166H30ZM79 167H78V166ZM83 165V166H82ZM200 165V166H199ZM205 167H204V166ZM213 165V166H212ZM217 165V166H216ZM263 165V166H262ZM4 166V167H3ZM53 167L52 169H51V167ZM60 166V167H59ZM69 166V167H68ZM88 166H89V168H88ZM92 166H93V168H92ZM202 166V167H201ZM209 166H211V167H209ZM228 166H229V168H228ZM244 166V169H242V167ZM262 166V167H261ZM7 167H5V168H7ZM18 167H19V169H21V170H19V171H21V172H19L18 173ZM44 167V168H43ZM65 167H67V168H65ZM81 167L83 168V169H81ZM95 167V168H94ZM98 167V168H97ZM214 167V168H213ZM245 167H246V169H245ZM15 168V169H14ZM35 168V169H34ZM50 168V169H49ZM91 168V169H90ZM176 168V169H175ZM222 168V169H221ZM240 168V169H239ZM249 168V169H248ZM22 169H23V171L24 172H22ZM44 169V170H43ZM57 169V170H56ZM74 169H76V170H74ZM84 169L86 170L85 172H83V174H82V171H84ZM88 169V170H87ZM89 169H90V171H89ZM94 169H99V170H94ZM154 169V170H153ZM212 169H214V170H216L215 171V174H214V170H212ZM225 171H224V170ZM251 169H253L252 170V172L255 174V175H257L256 177H258V178H256L255 179V175L250 171ZM12 170V171H11ZM41 170V171H40ZM48 170V171H47ZM80 170H81V173H80ZM138 170V171H137ZM192 170V171H191ZM211 170V171H210ZM221 170V171H220ZM223 170V171H222ZM243 170V171H242ZM16 171H17V173H16ZM52 171V172H51ZM62 171V172H61ZM75 171V172H74ZM141 171V172H140ZM189 171H191L190 173H189ZM208 171L210 172V174L208 173ZM220 171V172H219ZM232 171V172H231ZM249 171V172H248ZM5 174H4V173ZM11 172V173H10ZM59 172V173H58ZM78 174H77V173ZM86 172H88V174L86 173ZM91 172H93V173H91ZM140 172V173H139ZM188 172V173H187ZM207 172V173H206ZM217 172V173H216ZM244 172H245V174H244ZM248 172V173H247ZM10 173V174H9ZM23 173V175H20V174H22ZM74 173V174H73ZM85 173V174H84ZM89 173H91L92 175H90ZM117 173V174H116ZM239 173V174H238ZM251 173V174H250ZM27 174V173H26ZM64 174H65V176H64ZM72 174V175H71ZM87 174V175H86ZM94 174V175H93ZM207 174V175H206ZM208 174L210 175V176H208ZM228 174V175H227ZM251 175V176H248V175ZM18 175L20 176V177H18ZM48 175V176H47ZM51 175H55V177L56 176H58L57 178H55V182L53 181V180H50V179H54L53 178V176H51ZM62 175V176H61ZM83 175V176H82ZM116 175H118V176H116ZM22 176V177H21ZM27 176H29V175H26L25 176V178L27 177ZM31 176H30V180H32L33 178H31ZM36 176V177H37ZM87 178H89V179H87ZM201 176V177H200ZM236 176V177H235ZM238 176V177H237ZM243 176H245V177H243ZM246 176H247V178L249 179V178H251V179H249V181L247 180V178H246ZM43 177L44 176H41L40 178H42L43 179ZM209 177V178H208ZM226 177L228 178V179H226ZM233 177V178H232ZM75 178H77V179H75ZM84 178V179H83ZM86 178V179H85ZM122 178V179H121ZM243 178V179H242ZM245 178V179H244ZM37 179V178H36ZM38 179H39V176H38ZM59 180L58 182H57V184H59V182L60 183H62V180ZM83 179V180H82ZM114 179V180H113ZM229 179H230V182H229ZM234 179V180H233ZM235 179H236V181H235ZM254 179V180H253ZM25 180H27V179H25ZM24 179H23V181H25ZM34 180V182H35V178L33 179ZM40 180V179H39ZM76 180V181H75ZM77 180H79V181H77ZM82 180V181H81ZM85 180H87V181H85ZM116 180V181H115ZM209 180H211V183H210V181ZM232 180H233V182H232ZM237 180H238V183H237ZM240 180V181H239ZM243 180H244V182H246V186H245V188H242V187H244L243 185H245V183L243 182ZM250 180H252V182L250 181ZM20 181H22V179H20ZM37 181V180H36ZM42 181V180H41ZM44 181V180H43ZM49 181H47V182H49ZM74 181V182H73ZM110 181V182H109ZM120 181V182H119ZM163 181V182H162ZM169 181H171L170 183H171V185H170V183H168L167 184V182H169ZM176 183H175V182ZM193 181H194V183H198L197 185L196 184H193ZM199 181V182H198ZM206 181V182H205ZM209 181V182H208ZM213 181H214V183H213ZM243 183H242V182ZM250 183V184H252V185H250L249 187L250 188H247L248 187V185L247 184H249L248 182ZM26 182V181H25ZM45 182V181H44ZM84 182V183H83ZM106 182H108V183H106ZM158 182H162V187H163V189L166 187L167 188V190L165 189V190H162V191H164L165 192V194H164V196H163V194H162V198L164 197V199H169L168 197L169 196H174L175 195V193H178V194H176L175 196H176V198L178 199V198H180L179 196L182 194H184V193H181L182 191V189L180 188L181 187V184L183 183V187H187V186H184V185H186V184H188V183H190V184H188V187H190L191 185V189H190V192H189V189H187L186 190V188H185V190H183V192L185 191V193L187 192L188 193V195L190 194V197H191V195H192V197H191V199L193 198V201H194V203H195V201H197L196 202V204H197V206H196V209L194 210L193 209V213L191 212V215H189L190 214V212L188 213V216H190L189 217V219H191V220H194L195 218H196V216H197V220H206L209 224L207 225V227L206 226H203V227H201L200 228V230H199V232L201 233V234H199V242L197 243H195V245H198L197 246V248H196V246H194L195 247V249L194 248H192L193 249V251H192V249L190 250V249H188V251L187 250H185L186 251V253H185V251L182 253L183 254V256H184V258H183V256H181V254H180V256L179 257H181V258H179L178 256H176L175 258L173 257V255H172V253H171V251H170V249H166V248H168V246H169V242L168 241H166V239H161V238H159L158 239V237H156V236H153V235H151V233H150V230H149V238H148V240H147V238L145 237V238H142V239H136V238H140V236H139V232L137 233V230H135L134 229V227H133V225H135V224H132V223H134L135 221L134 220H138V221H140V219H139V217L143 220V219H146V218H149V219H152L153 221H151V222H155L154 224L156 225V221L158 222H160L161 224H164L165 225V221L163 220V219H165L166 218V216H168L170 213H168L169 211V209H167V207L166 208H162V206L161 207H158L156 204V206H153L154 205V201H150V199H149V195L148 194H152L153 195V197H155V193H157V187L158 188H161V184L159 183V186H158ZM165 182H166V184H165ZM177 182H178V184H177ZM186 182H188V183H186ZM191 182H192V184H191ZM200 182L202 183L201 185H200ZM234 184L233 185V187L235 188H233L232 187V183ZM242 183L243 185H241V187H240V184L239 183ZM37 183H39V182H37ZM77 183H82V185L81 184H77ZM95 183V184H94ZM104 183V184H103ZM116 183H117V185H116ZM146 183H147V185H146ZM149 183V184H148ZM164 183V184H163ZM175 184V187H177V188H175V187H170V186H173L174 184ZM179 183H181L180 184V186H179ZM206 183H207V185H208V188H210L211 190H208L207 189V185H206ZM209 183V184H208ZM230 183H231V186H230ZM238 184L237 185V189H236V184ZM259 183H260V185H259ZM143 184V185H142ZM150 184H152L151 185V187H150ZM157 184V185H156ZM204 184V185H203ZM216 184H217V186H216ZM221 184V185H220ZM223 184V185H222ZM103 185V186H102ZM109 185V186H108ZM145 185V186H144ZM154 185H156L155 187H153ZM165 185H167V186H165ZM176 185H178V186H176ZM71 186V187H70ZM83 186V187H82ZM108 188H107V187ZM113 186V187H112ZM133 186H136V187H133ZM141 186V187H140ZM144 186V187H143ZM149 186V187H148ZM169 186V187H168ZM199 186V187H198ZM203 186H205V187H203ZM216 186V187H215ZM219 186V187H218ZM222 186H224V187H222ZM74 187V188H73ZM75 187H77V188H75ZM99 187H101V188H99ZM106 187V188H105ZM125 187V188H124ZM182 187V188H183ZM197 187V188H196ZM203 187V188H202ZM239 187V188H238ZM78 188H80V189H82V190H79ZM98 188V189H97ZM121 188H123V189H121ZM132 188H133V191H132ZM151 188H155V189H152V192H151ZM169 188V189H168ZM194 188V189H193ZM228 188V189H227ZM247 188V189H246ZM63 189H65V190H63ZM91 189V190H90ZM96 189V190H95ZM136 189V191H134ZM179 189V190H178ZM192 189H193V193H191V191H192ZM197 190L195 193H194V190ZM199 189V190H198ZM207 189L208 191H210V192H206L205 190ZM224 189H225V191L227 190V192H225L224 191ZM239 189V190H238ZM245 189V190H244ZM67 190V191H66ZM142 190H143V192H142ZM170 190H171V192H170ZM176 190H178L177 192H175ZM204 190V191H203ZM229 190V191H228ZM231 190V191H230ZM235 190V191H234ZM238 191V193H237V191ZM246 191V192H244L245 194H246V196L244 197L243 196V194L244 193H241V191ZM52 191H55V190H52ZM80 191H82L83 193H81ZM155 191V192H154ZM174 191V192H173ZM202 191H203V194H201L202 193ZM224 191V192H223ZM239 191H240V193H239ZM64 192H66V194L68 193L69 194V196H68V198H67V195L65 194L64 195ZM95 194H94V193ZM99 192H101V193H99ZM134 192H135V194H134ZM138 192V193H137ZM167 192V193H166ZM199 192V193H198ZM201 192V193H200ZM219 192V193H218ZM223 194H222V193ZM229 192V193H228ZM235 192V193H234ZM259 192V193H258ZM137 193V194H136ZM169 193V194H168ZM174 194V195H172V194ZM181 193V194H180ZM197 193V195H195ZM209 195H208V194ZM210 193H211V196H210ZM222 195H221V194ZM232 193V194H231ZM94 194V195H93ZM130 194H131V196H130ZM139 194V195H138ZM167 194V196H165ZM180 194V195H179ZM207 194V195H206ZM213 194V195H212ZM230 194L232 195V197H235V201L232 199V197L229 199V196H230ZM237 194V195H236ZM242 194V195H241ZM244 194V195H245ZM253 194V195H252ZM111 195V197H109ZM136 195H137V197H136ZM142 195V196H141ZM177 195H179V196H177ZM193 195H195L196 197L198 196V199L194 196L193 197ZM206 196V197H204V196ZM261 195V196H260ZM88 196V197H87ZM122 196V197H121ZM200 196V197H199ZM209 196V197H208ZM223 196H226V198L225 197H223ZM243 196V197H242ZM126 197V198H125ZM141 197V198H140ZM143 197V198H142ZM183 197V196H182ZM228 197V198H227ZM239 197L241 198V199H239ZM262 197V198H261ZM69 200L70 198H71V200H70V202L68 203V200ZM72 198H74V199H72ZM201 198H202V200H201ZM205 198V199H204ZM214 198V199H213ZM224 198H225V200H224ZM257 198V199H256ZM259 198V199H258ZM102 199V200H101ZM104 199V200H103ZM107 199V200H106ZM120 199H121V201H120ZM195 199V200H194ZM200 199V200H199ZM212 200V202H211V200ZM227 199V200H226ZM256 199V200H255ZM139 200H140V202H139ZM206 200V201H205ZM216 200L217 201H219V202H216ZM239 200V202H236V201H238ZM261 200V201H260ZM65 201H66V203H65ZM111 201V202H110ZM114 201V202H113ZM144 201V202H143ZM199 201H201V202H199ZM215 201V202H214ZM222 201V202H221ZM251 201V202H250ZM256 201V202H255ZM57 202H55L56 204H54V202H53V206L55 205H57ZM72 202V203H71ZM115 202H118V204L117 203H115ZM136 202V203H135ZM199 202V203H198ZM207 202L209 203V204H211L210 206H209V204H207ZM258 202V203H257ZM261 202H262V204H261ZM105 203V204H104ZM109 203H111V204H109ZM115 204L114 205V207H116V205H117V207L115 208V210L113 211L112 209H114V207H113V204ZM120 203V204H119ZM133 203H135V204H133ZM151 203H153L152 204V206H150L151 205ZM202 203V204H201ZM214 203H216V204H214ZM250 205H249V204ZM252 203V204H251ZM254 203V204H253ZM35 204V203H34ZM52 204V203H51ZM65 204H66V206H65ZM97 205V207H94V205ZM102 204V205H101ZM122 204V205H121ZM136 204H138V205H136ZM140 204H142V205H140ZM143 204H145V206H143ZM148 204H150L149 206H148ZM203 205L202 207H201V205ZM217 204H219V205H217ZM37 203H36V205L34 206V208L36 207V211H38V212H40V210H42V208H44V205H43V207H41L40 205H39V209H37ZM42 205V204H41ZM67 205H68V207H67ZM69 205H72V206H69ZM95 205V206H96ZM103 205H104V208H103ZM110 205H112V208H111V206ZM131 205H132V207H131ZM205 205V206H204ZM213 205H216L215 207L213 206ZM247 205V206H246ZM50 206H52V205H50ZM101 206V207H100ZM106 206V207H105ZM107 206H108V209H105V208H107ZM110 206V207H109ZM136 207V208H134V207ZM213 206V207H212ZM251 206V207H250ZM253 206V207H252ZM48 207V205L45 207L46 209H48L47 208ZM57 207V206H56ZM55 207V210L53 209V208H50V209H52L50 212H53L52 214H50V212H48L50 209H48V211H45V215L47 216L48 214V216H54V212H56V210H57V212H58V210L59 209H57ZM69 207H71L70 209H69ZM90 207V208H89ZM122 207V208H121ZM140 207V208H139ZM155 209H154V208ZM198 207V208H197ZM223 207V208H222ZM224 207H225V209H226V211H225V209H224ZM260 207V208H259ZM44 208V210H46ZM148 208L150 209V208H152L153 210H148ZM158 208V209H157ZM219 208V209H218ZM251 208V209H250ZM262 208V209H261ZM61 209H63V210H61ZM93 211H92V210ZM100 209L102 210V211H100ZM140 209V210H139ZM142 209V210H141ZM145 209V210H144ZM159 209H160V211H159ZM197 209H198V211H197ZM258 209V210H257ZM259 209H261V211H259ZM98 210V211H97ZM107 210V211H106ZM113 211V213H112V211ZM119 210V211H118ZM124 210V211H123ZM154 210H155V212H154ZM205 210V211H204ZM250 210V211H249ZM86 211H87V213H86ZM104 211V212H103ZM138 213H137V212ZM146 211V212H145ZM204 211V212H203ZM223 211V212H222ZM224 211H225V215L223 214L224 213ZM247 211V212H246ZM251 211H253V212H255V214L253 215V214H251V213H253V212H251ZM42 212V211H41ZM40 212V213H41ZM46 212H48L47 214H46ZM68 212V213H69ZM85 212V213H84ZM100 212V213H99ZM131 212V213H130ZM135 212V214H132V213H134ZM156 212H157V214H156ZM159 212L161 213V215L159 214ZM162 212H163V214H162ZM209 212V213H208ZM216 212V213H215ZM262 212V213H261ZM43 214H44V211L42 212ZM41 213V214H42ZM94 213V214H93ZM144 213H146V214H144ZM164 213H166V214H164ZM168 213V214H167ZM194 213L196 214V215H194ZM205 213H208V214H205ZM211 213H213V214H211ZM258 213H259V217H258ZM38 214V217H40V218H44L45 216H42L41 214V216L39 215V213H37ZM103 214V215H102ZM112 214H113V217H112ZM128 214V215H127ZM132 214V215H131ZM142 216H141V215ZM151 214V215H150ZM156 214V215H155ZM193 214V215H192ZM249 214V215H248ZM61 215V214H60ZM109 215V216H108ZM131 215V221H130V219L128 218V216H130ZM133 215H136V217L135 216H133ZM138 215H139V217H138ZM150 215V216H149ZM163 215H166L165 216V218H164V216ZM203 215V216H202ZM208 215H210V216H208ZM215 215H219V217H217V216H215ZM222 215V216H221ZM229 215V216H228ZM252 217H251V216ZM261 215V216H260ZM263 215V216H262ZM47 216V217H48ZM65 216H68V217H70L69 215H67V213H65V215H64V217ZM87 216H89L88 218H87ZM148 216V217H147ZM158 218H157V217ZM193 216V217H192ZM208 216V217H207ZM212 216V217H211ZM226 216V217H225ZM55 217V216H54ZM57 218L59 217L58 215L56 216ZM63 217V218H64ZM108 217V218H107ZM111 217V218H110ZM120 218V219H118V218ZM121 217H123V218H121ZM132 217H134V219L132 218ZM195 217V218H194ZM202 217V218H201ZM204 217L206 218V219H204ZM213 219V221H214V223L216 224V225H214V223H213V221H212V219ZM214 217H216V219L217 220H219L220 218H222V221L220 220V221H216V219L214 218ZM223 217L226 219V220H224L223 219ZM248 217V218H247ZM261 217V218H260ZM117 218V220L115 221V219ZM160 218H163V219H160ZM207 218H210V219H207ZM254 218V219H253ZM261 219V220H259V219ZM81 219V220H80ZM83 219H84V223H83ZM106 219V220H105ZM114 219V221L116 222V225L114 224L115 222L114 221H111V220H113ZM133 219V220H132ZM157 219V220H156ZM159 219V220H158ZM195 219V220H196ZM249 219V220H248ZM23 220V219H22ZM88 220H90V222H88ZM92 220H93V222H92ZM110 222H109V221ZM121 222H119V221ZM161 220H163V222L161 221ZM209 220H211L212 221V223H211V225H214V227L212 226V228H211V225H210V222H209ZM228 220V221H227ZM247 220V221H246ZM253 220V221H252ZM258 220V221H257ZM106 221H108V223L106 222ZM262 221V222H261ZM20 222V221H19ZM83 224H82V223ZM85 222H86V224H85ZM88 222V223H87ZM117 222H119V223H117ZM221 222H223V223H221ZM22 223H25L24 221H21L19 224H17V231L15 230V227H13V226H7V228H6V226L5 227H2L1 229L5 232V237H4V235H3V232L1 231V229H0V232H1V234H0V242L2 241V240H5V243H6V240H7V238L9 237H11L12 236V234L11 233H13L14 231L13 230H15V234H17L18 235V238H17V235H15L14 234V236H16L15 238L16 239H19V236L21 235H24L25 233H27L28 232V227H30V228H32L31 226H29V225H27L28 223H25L24 224V226L22 227L21 225H23ZM65 223V224H64ZM81 223V224H80ZM125 223H126V225H125ZM93 224V225H92ZM109 224H113V225H109ZM120 224V225H119ZM123 224V225H122ZM132 224V225H131ZM217 224H218V226H217ZM220 224V225H219ZM238 224V225H237ZM244 224V226H242ZM64 225V226H63ZM84 225V226H83ZM86 225H87V227H86ZM104 225H106V226H104ZM107 225H109V227L107 228ZM121 225H122V227H121ZM128 225V226H127ZM129 225H131L132 227V229L131 228H129L130 226ZM246 225V226H245ZM257 225H259V226H257ZM28 226V227H27ZM60 226H63V227H61V228H59ZM90 226V227H89ZM114 226H116V227H114ZM119 226H120V228L121 229H118L119 228ZM216 226V227H215ZM220 226H221V228H220ZM239 226V227H238ZM22 227V228H21ZM24 227L26 228L27 227V229L25 230L24 229ZM93 227H96V229H93ZM112 227H113V229H112ZM208 227H210V229L208 228ZM235 227H237V228H235ZM240 227H244V228H240ZM249 228V229H246V228ZM4 228H5V230H4ZM20 230H19V229ZM76 228H77V230H76ZM84 228H85V230H84ZM89 228H92L94 231H97V232H94V231H92L91 229V234H90V231L88 230ZM106 228V229H105ZM122 228L124 229V230H126V231H122ZM129 228V229H128ZM204 228H206V229H204ZM252 228V229H251ZM256 228V229H255ZM257 228H258V230H257ZM9 229H13V230H11V231H13V232H11V231H9ZM83 229V230H82ZM99 229V230H98ZM111 229V230H110ZM115 229V230H114ZM117 229H118V231L119 232H117ZM127 229H128V231H130V229H131V231L133 232H128L127 231ZM150 229V228H149ZM222 229V230H221ZM237 229H239V230H237ZM241 229H244L245 231H240ZM255 229V230H254ZM259 229H261V230H259ZM18 230H19V233H17L18 232ZM22 230V231H21ZM27 231V232H25V231ZM67 230V229H66ZM65 230V231H66ZM86 230H88V231H86ZM106 230V231H105ZM135 230V231H134ZM201 230H203V231H201ZM233 230V231H232ZM249 232H248V231ZM9 232V234H11L10 236L8 235V237L6 236L7 235V233ZM117 232V234H119V235H116L115 233ZM121 231V232H120ZM207 231V232H206ZM211 231H213L214 232V234H213V232L212 233H210ZM226 231H227V233H226ZM248 232L249 234H250V232H251V234H250V236H247V235H249L248 233H244V232ZM22 232V233H21ZM25 232V233H24ZM81 232V233H80ZM83 232V233H82ZM88 232V233H87ZM92 232H93V234H92ZM135 232V233H134ZM204 232H206V233H208V234H206V233H204ZM230 232H231V235H230ZM235 232V233H234ZM243 232V233H242ZM257 232V233H256ZM24 233V234H23ZM84 233L86 234L87 233V235H84ZM124 233H125V236L127 237V236H130V238H125V236L123 237V242H121L122 241V236L124 235ZM128 233H130V234H128ZM256 233V234H255ZM88 234H89V236L91 235L92 237H90L89 238V236H88ZM99 234V235H98ZM111 234H113V235H111ZM128 234V235H127ZM134 234V235H133ZM210 234V236H208ZM217 234V235H216ZM243 234V235H242ZM253 234V235H252ZM255 234V235H254ZM3 237H2V236ZM84 235V236H83ZM96 235H97V237H96ZM122 235V236H121ZM134 237H133V236ZM207 235V236H206ZM211 235H213V236H211ZM214 235L215 236H217L216 238L214 237ZM219 235V236H218ZM239 235V236H238ZM242 235V236H241ZM257 235V236H256ZM14 236H12L13 237V239H14ZM81 236V237H80ZM95 238H94V237ZM115 236V237H114ZM117 236V237H116ZM153 236V237H152ZM204 236V237H203ZM229 236L231 237V238H229ZM233 236H235V237H233ZM245 236V238H243L242 239V237H244ZM251 236H253V239L251 238ZM259 236H260V238H259ZM262 236V237H261ZM1 237H2V239H1ZM7 237V238H6ZM12 237L10 238V239H8V244H4V241H3V243L1 242L0 243V250H2V252L0 251V257H2V258H0V264H7L6 262H8V264H14L13 262H15V264H27V262H28V260H31V259H33V260H31L32 262H34V264L36 263H38V262H36V261H38L39 259H38V256H37V258L35 257L36 256V254L34 255H32V253H31V251H27L26 250V252L25 253H27V255L26 254H24L26 257H24V255H23V253H24V251L25 250H23L24 248H22V245H21V247H20V245H17V243H16V241L15 242H13V239H12ZM67 237V238H66ZM133 239H132V238ZM150 237H152V238H150ZM155 237V238H154ZM209 237V238H208ZM214 238V239H212V238ZM247 237V238H246ZM249 237L251 238V239H249ZM3 238H5V239H3ZM56 238H57V236H56ZM77 238V239H76ZM78 238H80V239H78ZM83 238V239H82ZM91 238H93V239H95V240H92ZM100 238H101V240H100ZM207 238V239H206ZM226 238V239H225ZM228 238V239H227ZM240 241H238L237 239ZM255 238V239H254ZM12 239V240H11ZM58 239V238H57ZM57 239H55V241L57 240ZM60 239L58 240V241H60ZM103 239L105 240V241H103ZM127 239H129V240H127ZM150 239H152V240H150ZM157 239V240H156ZM161 239V240H160ZM210 239H211V241H210ZM216 239V240H215ZM232 239V240H231ZM234 239H235V242L237 243V244H235V242H234ZM240 239H242V240H240ZM246 239V240H245ZM249 239V240H248ZM11 240V241H10ZM63 240V239H62ZM61 240V241H62ZM107 240V241H106ZM119 240H121V241H119ZM142 241L141 242V244H140V242H138V241ZM150 240V241H149ZM159 240V241H158ZM214 242H213V241ZM243 240H244V242H243ZM251 240H252V242H251ZM19 241V240H18ZM57 241V242H58ZM81 241V242H80ZM91 241H93L92 242V244L93 245H95V246H91L90 245V243H91ZM102 241H103V243H102ZM145 241V242H144ZM152 241V242H151ZM203 241V242H202ZM226 241V243H224V242ZM229 241V242H228ZM242 241V242H241ZM249 241V242H248ZM255 241V242H254ZM10 242H11V244H10ZM63 242V241H62ZM105 242H107V243H105ZM112 242V243H111ZM115 242V243H114ZM144 242V244H142ZM146 242H148V243H146ZM160 242V243H159ZM166 242L168 243V244H166ZM216 242V243H215ZM222 242V243H221ZM231 242H233L232 244H231ZM239 242V243H238ZM253 242H254V244H253ZM20 243V242H19ZM56 243V242H55ZM165 243V244H164ZM205 243H207V244H205ZM210 245H209V244ZM212 243V244H211ZM214 243V244H213ZM221 243V244H220ZM229 243V244H228ZM248 243V244H247ZM251 243V244H250ZM9 244H10V246H9ZM16 244V245H15ZM53 244H54V242H53ZM58 244H59V242H58ZM75 244V245H74ZM97 244V245H96ZM105 244H108L107 246L105 245ZM138 244V245H137ZM140 244V245H139ZM201 244V245H200ZM222 244H223V246H227V244H228V250H225L223 247H222ZM235 245V247L236 248H238L237 249V252L235 251V250H232L231 248H233L234 246H232V245ZM250 244V245H249ZM257 244V245H256ZM258 244H259V246H258ZM262 244V245H261ZM14 245V246H13ZM52 245V244H51ZM56 245H57V243H56ZM60 245V244H59ZM67 245V246H66ZM80 245V246H79ZM90 245V246H89ZM115 245V246H114ZM212 245H213V247H212ZM221 245V246H220ZM229 245H231V247L229 246ZM236 245H238L239 247H237ZM255 245V246H254ZM4 246H5V249H6V252H4L5 250L3 249L4 248ZM8 246V248H6ZM19 248H18V247ZM53 246V245H52ZM89 246V247H88ZM106 246V247H105ZM145 246V247H144ZM157 246V247H156ZM161 246H163V247H161ZM166 246V247H165ZM205 246V247H204ZM207 246V247H206ZM3 247V248H2ZM64 247H66L67 249H68V251H65V248ZM91 247H92V249H91ZM117 247V248H116ZM119 247V248H118ZM129 247V248H128ZM138 247V248H137ZM141 247H142V249H141ZM199 247H200V249H199ZM202 247V248H201ZM234 247V248H235ZM262 247V248H261ZM14 248V249H13ZM20 248H21V250H20ZM56 248H57V246H56ZM122 248V249H121ZM156 248H159V251H158V249L156 250ZM210 248V249H209ZM222 248V249H221ZM226 248V247H225ZM13 249V250H12ZM19 250V251H22V252H20V253H22V254H20L19 253V251H17L18 252V254L17 253H15V251L16 250ZM82 249V250H81ZM84 249V250H83ZM91 249V250H90ZM116 249H118L117 251H116ZM145 249V250H144ZM161 249V250H160ZM166 249V250H165ZM196 249H197V252H196ZM227 249V248H226ZM243 249V250H242ZM256 249V250H255ZM258 249V250H257ZM4 250V251H3ZM121 250V251H120ZM165 251V252H163V251ZM200 250V251H199ZM223 250L225 251L224 253H223ZM239 250V251H238ZM261 250V251H260ZM8 251L10 252V253H8ZM63 252V253H65V252H67L68 253V255H66L65 254V256L61 259V257H60V254H59V252ZM65 251V252H64ZM99 251V252H98ZM123 251H125V252H123ZM157 251H158V253H157ZM162 251V252H161ZM167 251V252H166ZM191 251H192V253H191ZM218 251V252H217ZM235 251V252H234ZM242 251H244L243 253H242ZM259 251H260V253H259ZM14 252V253H13ZM28 252H29V254H31V255H29L28 254ZM52 252V251H51ZM91 252H93L92 254H91ZM112 252V253H111ZM129 252H131V253H129ZM134 252V253H133ZM142 252V253H141ZM149 252H152V253H150V255H149ZM203 252V253H202ZM227 252V253H226ZM232 252V253H231ZM235 253V255H234V253ZM254 252V253H253ZM262 252V253H261ZM62 253V254H63ZM114 253V254H113ZM127 253H129V254H127ZM140 253V254H139ZM205 253V254H204ZM229 253H231V256H230V254ZM3 254V255H2ZM5 254H7V258L5 257L6 255ZM9 254V255H8ZM17 254V255H16ZM51 254V255H52ZM81 254V255H80ZM90 254V255H89ZM109 254V255H108ZM110 254H112V255H110ZM121 254H127L126 256H123V255H121ZM142 254V255H141ZM161 256H160V255ZM165 254H167V255H165ZM189 254H190V256H189ZM192 254V255H191ZM194 254H195V256H194ZM224 254V255H223ZM239 254V255H238ZM2 255V256H1ZM19 255H23L21 258L22 259H25V260H22V259H19ZM38 255V254H37ZM87 255H89L88 257H87ZM104 255H106V256H104ZM143 255H144V257H143ZM146 255V256H145ZM158 257H157V256ZM202 255V256H201ZM232 255H234V256H232ZM8 256H10V258L8 257ZM13 256V257H12ZM19 256V257H18ZM33 258H32V257ZM48 256H49V258H48ZM66 256H68V257H66ZM187 256H188V259H187ZM217 256H218V258H217ZM227 256H229V258H232V259H234V260H232V259H227ZM256 256V257H255ZM31 257V258H30ZM142 257V258H141ZM161 257V258H160ZM166 257H167V259H166ZM194 257V260H192L191 258H193ZM201 257V258H200ZM209 257H211V258H209ZM216 258V259H214V258ZM224 257V258H223ZM237 257H239V258H237ZM4 258H5V262H3V260H4ZM15 258H16V260H15ZM53 258H56L54 261H53ZM141 258V259H140ZM154 258V259H153ZM170 258V259H169ZM190 258V259H189ZM214 260H213V259ZM236 258H237V260H236ZM258 258H259V260H258ZM18 259L19 260H21L20 262H16V261H18ZM36 259V260H35ZM38 259V260H37ZM65 259H67V260H65ZM101 261H100V260ZM165 259H166V261H168V262H166L165 261ZM173 259V261H175V262H171V260ZM257 259V261H255ZM13 260V261H12ZM115 260V261H114ZM129 260H130V263H129ZM161 260V261H160ZM164 260V261H163ZM184 260V261H183ZM186 260L188 261V263L186 262ZM201 260V261H200ZM212 260V261H211ZM232 260V261H231ZM245 260V261H244ZM254 260V261H253ZM11 261V262H10ZM25 261V262H24ZM31 261L29 262L30 264H31ZM85 261V262H84ZM88 261V262H87ZM95 261H96V263H95ZM99 261V262H98ZM105 261V262H104ZM114 261V262H113ZM170 261V262H169ZM192 261H193V263H192ZM234 261V262H233ZM46 262H45V264H46ZM128 262V263H127ZM200 262V263H199ZM122 263H120V261H119V264H122ZM140 264L142 263L143 264V262L142 261H140L139 262ZM39 264H40V262H39ZM42 264H44V263H42Z\"/></svg>", "mask_w": 264, "mask_h": 264}, {"label": "bare ground", "instance_id": "obj_2", "mask_svg": "<svg viewBox=\"0 0 264 264\" xmlns=\"http://www.w3.org/2000/svg\"><path fill=\"white\" fill-rule=\"evenodd\" d=\"M67 1V0H66ZM87 1V4H86V6L85 5H83L81 2H73L72 4H70V5H64L63 3H59V2H55V3H53V1L52 0H0V30L2 29L3 30V28H4V25H5V23H8L9 22V20H11V19H9L10 18V16L9 15H12L11 16V18H12V20H15V18L17 17L15 14H20V15H22V13H24L25 11H28V9L27 8H29V12H31L30 10H31V7L33 8V7H36V6H33V5H36V4H39L40 5V7H39V9H38V11L36 12V14H34L33 16H31V18L29 19V22H28V27L27 28H29L30 29V33L32 32L33 33V30L35 31H37L38 32V34L40 35V38H41V36H42V39H41V41H43L44 39L43 38H45V37H47V35H48V33H46L45 31H47V27H58L57 29L55 28V30H57L58 31V29H60V27L59 26H67L68 28L70 27L71 29H72V27H80V23H82L81 21H80V19L82 18V16L84 15H86V16H89V17H87L86 18V16H85V21L87 20V19H90L91 18V16L90 15H94L95 17H93V19L92 20H95L97 17H96V15H98V18L100 19V22L98 23V21L97 20H95L94 21V23L96 22L97 24H95L94 26H93V24L91 23V25L90 26H93L92 27V29H97V32L95 31V29L94 30H91L90 28L91 27H89V29L91 30V31H89V32H91L92 34H93V31H95L94 33H95V35L98 33V34H100L99 35V37L101 36V44L99 43H95V42H89L87 45L89 46V48H88V46H86L88 49H89V53L88 54H90L89 56H91V58L92 59H94L95 58V60L98 62H100L101 64H102V68H104V67H106L107 69H109V71L108 72H110V76H111V80L109 81L110 82V85H114L113 87H115L116 89H119L120 91H121V93L120 94H124V93H129V95H130V92H132V91H137V92H139L140 93V97H139V99L138 98H136V99H133V100H140V101H145V102H147L146 100H148V99H150V98H148V97H153V96H156V97H154V98H156L157 100H159V99H161L162 98V96H161V98L160 97H158L157 98V94H160V95H165L163 98L164 99H166V97H168V95L170 94V96L172 95V94H174L175 93V95H176V97L175 98H177L179 95H181L179 92H182L183 90H184V83L186 82L185 80H186V78L185 77H189L190 78V76L189 75H191L190 74V72L192 71V72H195L196 73V71L197 72H199V68H200V70H201V68H204V70L206 71V73H207V75L206 76H208L209 77V81L208 82H206V80H205V82L203 83L202 82V85H200V86H196V87H194V89H193V87L191 88L193 91L192 92H199V91H201L202 93H203V91L206 93V92H210V94L212 93V90H214L215 92H217V90L215 89V87H217V85L219 86V82L221 83V84H224V81L226 82L227 81V79L228 78H230V76L232 75L233 76V74L235 73L236 74V72H238V71H236L235 69H234V67L235 68H237V69H241V68H238V65L240 64H242V62H243V66H244V64L245 63H247L248 61H245V60H247V59H250V57H252L251 56V54H255V53H257V52H259V51H264V49H263V38H262V35L264 34V28H263V30H262V25H263V23L262 24H260L258 21V24L259 25H257L256 24V27L257 26H260L259 27V29L258 30H260V31H263L262 33H260V31L258 32V33H260V34H258L259 35V37L257 36V35H255L257 38H259L258 40H256V37L255 38H252V36L250 35L249 36V39H248V37H247V39H245L246 38V36L244 35V37L242 36V34L241 33H239V31L238 32H236V28L237 27H239V26H241V25H245L246 23H249V22H247V21H250V20H248V19H250V16L254 13V14H256L254 11H253V7H255L256 6V3L254 2V0H231L232 2H230L229 0V2H230V4H228L227 6H225L224 8H225V10H226V8L228 9V11L227 12H232V11H234V12H232L231 13V15L229 14V13H227V12H225L226 13V16H222V15H224V11H223V14H221L220 12V14H221V16L222 17H224V20L223 21H219L218 20V22H217V20L216 21H212L211 20V23L209 24V25H211V26H214L216 29H217V27H218V25H220L221 27L222 26H225L226 27V29H228V31L229 32H231V34L229 33V32H227V34H226V31H225V33H222V32H219V33H214L215 34V37H213L212 39L214 40H212L213 42H212V44H210V46H208V45H205V44H203L202 43V41L201 40H199V39H196V40H194L195 39V37H194V39L192 38L191 40L193 41H197V42H199L198 44H194L193 42L191 43V41L189 42V43H187L188 45L187 46H182V42H183V44H185L186 42H184L182 39H184V38H180V42H181V44L180 43H177V42H179L178 40L179 39H177L176 37H174L173 36V39L171 40V41H167V39H165L166 37H168L169 39H170V37L169 36H167L166 35V37L165 36H162V33L161 32H158V30H156V29H154V28H152V27H140L139 26V24H138V21H139V19H142V20H153V21H156L159 25H160V27L162 28L163 27V29H166L167 31L169 30V28H168V26L164 23V22H162V21H160L155 15H153V14H147V13H145V12H143V11H141V10H139L138 8H135V6H134V8L130 5V4H123V6L120 8V9H124L125 7H130V9L129 10H131V9H133L132 11H126L125 13H123V14H118L117 13V11L116 10H118L117 8H115V6H114V3H113V1H115V0H109L108 2H103V0H85L84 2H86ZM117 1V0H116ZM149 1H151V2H154L155 0H149ZM161 1V0H160ZM186 2V5H182V3L180 4L179 3V5L180 6H178V5H175V3H174V5L175 6H173V7H175V9H174V11H172L171 12V14L174 16H176V13L177 12H184V10L185 11H189L190 10V8H191V6L193 5V3L196 1V0H185ZM198 1H200V0H198ZM197 1V2H198ZM203 1V0H202ZM205 2H204V4L203 5H205V3L206 4H208V6H209V4L211 5H213V3H215L217 0H204ZM227 1V0H226ZM227 1V2H228ZM122 2V1H121ZM150 2V3H151ZM156 2V1H155ZM164 2H166V1H164ZM168 2V1H167ZM171 2V1H170ZM259 2V1H258ZM261 2H262V5H264V0H261ZM32 3H33V5H32ZM35 3V4H34ZM65 3V2H64ZM123 3V2H122ZM146 3V2H145ZM162 3V2H161ZM160 3V4H161ZM165 4V3H164ZM218 4V3H217ZM122 5V4H121ZM162 5V4H161ZM202 5V4H201ZM211 5V7H213ZM215 5V4H214ZM233 5V6H232ZM31 6V7H30ZM168 6H169V4H168ZM197 6V5H196ZM198 6H200V5H198ZM232 6V7H231ZM236 7V9L234 10V9H232L233 7ZM124 7V8H123ZM156 7V6H155ZM159 7H161L160 5H159ZM205 7H207V5H205ZM210 7V8H211ZM219 7V6H218ZM229 7V8H228ZM231 7V8H230ZM172 8V7H171ZM193 8V7H192ZM220 8V7H219ZM218 8V9H219ZM256 8V7H255ZM262 8V7H261ZM166 11H169V8H164ZM223 9V8H222ZM231 9H232V11H231ZM138 10V11H137ZM116 11V13L114 14V12ZM139 11H141V12H139ZM171 11V10H170ZM195 11V10H194ZM194 11L192 12V13H194ZM251 11H253L252 12V14H251ZM191 12V11H190ZM190 12H188V13H190ZM27 13V12H26ZM187 13V14H188ZM197 13V12H196ZM218 13V12H217ZM179 15L181 14V13H178ZM229 14V15H228ZM263 14V13H262ZM13 15H15V16H13ZM24 15H26V14H24ZM121 15V16H120ZM218 15V14H217ZM260 15V14H259ZM264 15V14H263ZM84 16H83V18H84ZM118 16H120V17H118ZM188 16V15H187ZM191 16H192V14H191ZM254 16V15H253ZM256 16H257V14H256ZM15 17V18H14ZM21 17H23V15L21 16ZM28 17V16H27ZM190 17V16H189ZM194 17V16H193ZM218 17V16H217ZM263 17V16H262ZM17 18H20V16L18 15V17ZM95 18V19H94ZM179 18V17H178ZM223 19V18H222ZM6 20H8V22L6 21ZM190 20V19H189ZM194 20V19H193ZM259 20V19H258ZM261 20V19H260ZM83 21H84V19H83ZM85 21H84V23H85ZM187 21V20H186ZM196 21V20H195ZM195 21H192L191 22V24L190 25H188V27L189 28H187V29H189V30H203L204 29V25L202 24V27H201V23L200 24H196V22ZM12 22H14V21H12ZM24 22V21H23ZM87 22V21H86ZM91 22V21H90ZM93 22V21H92ZM182 22V21H181ZM200 22V21H199ZM207 22H209V21H207ZM216 22V23H215ZM220 22V23H219ZM257 22H254V23H257ZM11 23V22H10ZM204 23V22H203ZM206 23V22H205ZM204 23V24H205ZM252 23V22H251ZM83 24V23H82ZM87 24V23H86ZM22 25H24V24H22ZM84 26H82V28L83 27H85V26H87V25H85V24H83ZM89 25V24H88ZM207 25V24H206ZM206 25H205V28H206ZM208 25V26H209ZM255 25V24H254ZM27 26V25H26ZM97 26H99V28L100 27H103L101 30L97 27ZM6 27H7V25H6ZM8 27H9V24H8ZM24 27V26H23ZM181 27L182 28H184L182 25H181ZM26 28V29H27ZM209 29H210V27H208ZM219 28V27H218ZM261 28V29H260ZM5 29H7V28H5ZM26 29H25V33L27 32L26 31ZM50 29V28H49ZM62 29V28H61ZM60 29V30H61ZM66 29V28H65ZM84 29V28H83ZM86 29H88L87 27L85 28V30ZM100 31H99V30ZM120 29H124V30H127L128 32V36H126V38H124V40H128V41H130L131 39L133 40V38H130V36H132V37H134V38H136V39H139L138 40V42L140 43V45H138L139 43L137 42L136 44L139 46V49L137 50L136 48H135V46L133 45V43L129 46V44L127 45V43H128V41L126 42V41H124L125 43H126V45L127 46H129V47H127L126 45L124 46V43H123V45H122V43L121 42H119L120 40H117V33H115L117 30L119 31ZM15 30V29H14ZM32 30V31H31ZM64 30V29H63ZM79 30H80V28H79ZM78 30V31H79ZM85 30H83V31H85ZM185 30V29H184ZM235 30V31H234ZM4 31H6V30H4ZM35 31V32H36ZM49 31V30H48ZM47 31V32H48ZM54 31V30H53ZM73 32V30H69V32ZM75 31V30H74ZM82 31V32H83ZM87 31V30H86ZM102 31V32H101ZM120 31H122V30H120ZM119 31V32H120ZM166 31V32H167ZM232 31H234V36H236L237 35V37L240 35V36H242L244 39H242L241 37L240 38H234L233 36H232ZM21 32V31H20ZM20 32H18V33H20ZM55 32V31H54ZM62 32V31H61ZM64 32H65V30H64ZM119 32H118V34H119ZM125 33H126V31H124ZM124 32H123V34L121 35L122 37L121 38H123L124 37ZM237 34H236V33ZM13 33L14 32H12V34L11 35H13ZM75 33V32H74ZM79 33H81V31L79 32ZM88 33V32H87ZM159 33H161L160 35H159ZM207 33V32H206ZM213 33V32H212ZM220 33H222V34H220ZM21 34V33H20ZM29 34V33H28ZM27 34V35H28ZM34 34H36V33H34ZM34 34H32V35H34ZM57 34V33H56ZM67 34V33H66ZM71 34V33H70ZM70 34H69V37H70ZM76 34H78V33H76ZM168 35H170V33L168 32L167 33ZM200 34V33H199ZM204 34V33H203ZM210 34H211V32H210ZM219 34V35H218ZM227 36H226V35ZM239 34V35H238ZM22 35V34H21ZM24 35V34H23ZM62 35H65V34H61V37H62ZM73 35V34H72ZM80 35V34H79ZM85 34H83V36H84ZM87 35H90L89 33L87 34ZM164 35V34H163ZM198 35V34H197ZM212 35V34H211ZM220 35H222L223 37H229L230 36V38H223L222 36L220 37ZM225 35V36H224ZM4 36V35H3ZM36 36V35H35ZM54 37L55 35H54V33L53 34H50V37ZM59 36H60V34H59ZM59 36H56V37H54V41H57V40H55V38H57V37H59ZM75 36V35H74ZM77 36V35H76ZM97 36V35H96ZM119 36H120V34H119ZM171 37H172V35H170ZM261 36V37H260ZM15 37V36H14ZM21 37H24V36H21ZM49 37V38H50ZM61 37H59V38H61ZM73 37V36H72ZM71 37V38H72ZM130 39H129V38ZM162 37H165L164 39L162 38ZM193 37V36H192ZM197 37V36H196ZM198 37H199V35H198ZM231 37H233V38H231ZM263 37H264V35H263ZM25 38V37H24ZM31 38V37H30ZM40 38H38V39H40ZM63 38V37H62ZM75 38V37H74ZM77 38H78V36H77ZM76 38V39H77ZM95 38V37H94ZM119 38V37H118ZM175 38H176V40H175ZM179 38V37H178ZM186 38H188V37H185V39ZM190 38H191V36H190ZM189 38V39H190ZM262 38V39H261ZM1 39V38H0ZM18 39V38H17ZM33 39V38H32ZM45 39H47V38H45ZM58 39V38H57ZM68 39H70V38H68ZM67 39V40H68ZM73 39V38H72ZM71 39V40H72ZM75 39V40H76ZM135 39V40H136ZM188 39V40H189ZM226 39H231V43H229V44H227L226 43ZM5 40V39H4ZM12 40V39H11ZM36 40V39H35ZM49 41L48 42H50V41H52V42H54L53 40H52V38H50V39H48ZM78 40H80V38L79 39H77L76 41H78ZM84 40V39H83ZM174 40V41H173ZM182 40V41H181ZM261 40V42H262V44L259 42ZM17 41V40H16ZM61 41V40H60ZM60 41H57V42H60ZM91 41H92V38H91ZM95 41V40H94ZM177 41V42H176ZM233 41V42H232ZM44 42H45V40H44ZM52 42L50 43L51 45V47L53 46L52 45ZM57 42H56V44L53 46V48H55V50H54V52L56 51V48H57V50H58V47L59 48H61L59 45H57ZM72 42H74V41H72ZM83 42V41H82ZM86 42V41H85ZM88 42V41H87ZM86 42V43H87ZM97 42V41H96ZM132 42V41H131ZM176 42V43H175ZM2 43V42H1ZM7 43H8V41H7ZM25 43V42H24ZM23 43V44H24ZM41 43V42H40ZM46 43H47V41H46ZM55 43V42H54ZM61 43H62V41H61ZM60 43V44H61ZM63 43H65V42H63ZM84 43V42H83ZM91 43V44H90ZM130 43V42H129ZM178 44V46L177 45H175V44ZM201 43V44H200ZM32 44V43H31ZM36 44H39V41H37L36 40ZM45 44V43H44ZM48 44V43H47ZM135 44V43H134ZM200 44V45H199ZM1 45V44H0ZM11 45H12V43H11ZM25 45V44H24ZM58 46V47H55V46ZM69 45H71L70 43H69ZM86 44H84L83 46H85ZM134 46V50H136V51H133L131 48ZM186 45V44H185ZM204 45V46H203ZM38 46H40V44L38 45ZM48 46V45H47ZM62 46V45H61ZM80 46V45H79ZM82 46V45H81ZM82 46V47H83ZM137 46V47H138ZM246 46V47H245ZM7 47H9V45L7 46ZM6 47V48H7ZM16 47V46H15ZM23 47V46H22ZM25 47V46H24ZM28 47V46H27ZM30 47V46H29ZM63 47V46H62ZM65 47V51H66V48L68 47V46H64ZM70 47V46H69ZM69 47H68V49H69ZM77 47V46H76ZM125 47V48H124ZM131 47V48H130ZM245 47V48H244ZM10 49L12 48V46L11 47H9ZM9 48H8V50H9ZM42 48V47H41ZM245 50L244 52H243V49ZM13 49V48H12ZM36 49H37V45H36ZM36 49H34V50H36ZM38 49H39V47H38ZM67 49V50H68ZM70 49H71V47H70ZM73 49H75L74 47H73ZM129 49V50H128ZM24 50V49H23ZM27 50H29L30 51V49L29 48H27ZM78 49H76V51H77ZM85 50V49H84ZM131 50V51H130ZM246 50H248L247 52H246ZM7 51V50H6ZM10 51V50H9ZM11 51H13V50H11ZM15 51V50H14ZM39 51H41V50H39ZM52 51V50H51ZM59 51V50H58ZM60 51H61V49H60ZM64 51V52H65ZM70 51H72V50H70ZM20 52V51H19ZM63 52V51H62ZM62 52H60V53H62ZM62 53V54H68L69 53V50L68 51H66V52H68V53ZM246 52V53H245ZM7 53H8V51H7ZM13 52H11V54H12ZM15 53V52H14ZM30 53V52H29ZM28 53V54H29ZM36 53V56H37V52H35ZM73 53V52H72ZM72 53H70L71 55L70 56H72ZM75 53V52H74ZM86 53V52H85ZM231 53V54H230ZM9 54V53H8ZM10 54V55H11ZM20 54V53H19ZM46 54V53H45ZM50 54H52V55H50L49 56V58H47V60H45V65L47 64V65H49V66H47V69L50 67V65L52 64H49L50 62H52V60L51 59H56V57H57V55L55 56V55H53V53H50ZM55 54H57V51H56V53ZM79 54V53H78ZM82 55V57H83V53H81ZM87 53H86V56H85V54H84V59L86 60L87 58H85V57H87V55H88ZM17 55V54H16ZM35 55V54H34ZM59 55H61V54H59ZM262 55V54H261ZM263 55H264V52H263ZM0 56H1V54H0ZM12 56V55H11ZM21 56V55H20ZM46 56H47V54H46ZM68 56V55H67ZM78 57H79V55H77ZM230 56V57H229ZM8 57V56H7ZM15 57V56H14ZM41 57V56H40ZM10 58V57H9ZM12 58V57H11ZM70 58V60H71V58L72 57H69ZM75 57H73V59H74ZM82 58V62H84L85 60ZM90 58V57H89ZM257 58H259V56L257 57ZM1 59H2V57H1ZM4 59V58H3ZM2 59V60H3ZM31 59V58H30ZM92 59H90V61H86V64H87V62H89V64H87V65H90L91 63V65L93 66V64H95V63H93V61H95V60H92ZM262 59V58H261ZM27 60V59H26ZM63 60V59H62ZM67 61H68V59H66ZM76 60H78V59H76ZM88 60V59H87ZM91 60H92V62H91ZM185 60H189L188 62L190 63V64H188V62H185ZM253 60H256V58L255 59H253ZM10 61V60H9ZM81 61V60H80ZM95 61V62H96ZM190 61H192V62H190ZM240 61V62H239ZM242 61V62H241ZM21 62H22V60H21ZM39 62V61H38ZM38 62H37V66H38ZM43 62V61H42ZM76 62V61H75ZM184 62H185V66H186V63H187V66H189V65H191V66H189V67H185L184 66ZM236 62H238L239 64H236ZM253 62H256V61H253ZM258 62H259V60H258ZM40 63H41V61H40ZM61 63V62H60ZM59 63V64H60ZM183 64V67H185V68H188L189 70H191L188 74L184 71V70H186V69H183V67H182V64ZM192 63V64H191ZM11 64V63H10ZM9 63L7 64V66L8 65H10ZM22 64V63H21ZM83 64V63H82ZM97 64V63H96ZM195 64H196V66L198 65H202V67H197L195 70H192L191 68L194 66L195 67ZM232 64H235V66L234 65H232ZM253 64V63H252ZM14 65H15V63H14ZM44 65V64H43ZM42 65V67H44ZM65 65V64H64ZM73 65V64H72ZM231 67L230 69L228 68L229 66ZM237 65V66H236ZM254 66L255 65H257V64H253ZM253 65H252V67H253ZM11 66H12V64H11ZM4 66H2V68H1V65H0V71L1 72H3V71H6V70H3V69H5V67L3 68ZM32 67H34V66H32ZM54 67V66H53ZM71 67V66H70ZM80 67H81V65H80ZM94 67V66H93ZM233 67V68H232ZM239 67H241V66H239ZM256 67V66H255ZM254 67V68H255ZM8 68V67H7ZM10 68V67H9ZM8 68V69H9ZM37 68H39V67H37ZM41 68V67H40ZM39 68V69H40ZM67 68H69V67H67ZM105 68V69H106ZM24 69V68H23ZM34 69V68H33ZM187 69V70H188ZM249 69V68H248ZM263 69V68H262ZM3 70V71H2ZM37 70V69H36ZM41 70V69H40ZM69 70V69H68ZM82 70H83V68H82ZM188 70V71H189ZM203 70V71H204ZM233 70H234V72H233ZM247 70V69H246ZM246 70H245V72H246ZM11 71V70H10ZM9 70H7V74H8V76H9V72H10ZM23 71V70H22ZM45 71V70H44ZM55 70L53 69V72H54ZM85 71V70H84ZM106 71V70H105ZM202 71V72H203ZM225 72L226 73V71L228 72L226 75L223 73V72ZM230 71H232V72H230ZM236 71V72H235ZM256 71V70H255ZM0 72V77H1V75H6V76H2L3 77V82H1L0 84H2L3 86H5V85H10L11 84V81H10V79L9 78H11V76L10 77H7V74H5V72H3V73H1ZM15 72V71H14ZM13 72V73H14ZM30 72V71H29ZM37 72V71H36ZM78 72V71H77ZM86 72V71H85ZM104 72V71H103ZM108 72H107V74H108ZM186 73L187 75H185L184 73ZM220 72H222V74H224L225 75V77L222 75V74H220ZM244 72V71H243ZM242 72V73H243ZM253 72V71H252ZM20 73V72H19ZM24 73V72H23ZM45 73V72H44ZM72 73V72H71ZM75 73V72H74ZM80 73V72H79ZM78 73V74H79ZM105 73V72H104ZM183 73V74H182ZM229 73H231V74H229ZM233 73V74H232ZM10 74H11V72H10ZM15 74V73H14ZM73 74V73H72ZM85 74V73H84ZM83 74V76H80L79 77V79L78 80H76V82L78 83V86H79V91L81 92V93H83V92H88V90L89 89H94V87H93V85L91 84V79H88V77H86L87 75H89V74H87V75H84ZM106 74V73H105ZM192 74H194V73H192ZM198 74V73H197ZM203 74V73H202ZM221 76H223V77H221ZM18 75V74H17ZM58 75V74H57ZM182 75H185L184 76V78H183V76ZM229 77H228V76ZM45 76V75H44ZM191 76H194V75H191ZM220 76V77H219ZM232 76H231V78H232ZM243 76V75H242ZM2 77L0 78V79H2ZM4 77L6 78L5 80H4ZM34 77V76H33ZM56 77V76H55ZM78 77V76H77ZM93 77V76H92ZM109 77V76H108ZM107 76H106V78L109 80L110 79V77L108 78ZM196 77H198V76H196ZM203 77V76H202ZM205 77V76H204ZM32 78V77H31ZM69 78V77H68ZM68 78H67V80H68ZM89 78H90V76H89ZM94 78V77H93ZM219 78H221V81H220V79ZM8 79V80H7ZM72 79H74V78H72ZM77 79V78H76ZM105 79V78H104ZM191 79H193V78H191ZM198 79V78H197ZM204 79V78H203ZM202 79V80H203ZM223 79H226V80H223ZM245 79H246V77H245ZM95 80L96 79H94V82H95ZM98 80V79H97ZM102 80V79H101ZM242 80V79H241ZM1 81V80H0ZM6 81V82H5ZM10 81V82H9ZM37 81V80H36ZM42 81V80H41ZM75 81V80H74ZM104 81H106V80H104ZM103 80L101 81V82H104ZM188 81V80H187ZM191 81V80H190ZM217 81H218V84H217ZM228 81H229V79H228ZM238 81V80H237ZM247 81V80H246ZM249 82H250V80H248ZM247 81V82H248ZM5 82V83H4ZM16 82V81H15ZM47 82V81H46ZM57 82V81H56ZM56 82H55V84H56ZM75 82V83H76ZM101 82H99V83H101ZM107 82V81H106ZM109 82L106 84V85H108L109 84ZM189 82V81H188ZM186 83V84H189V83ZM200 82V81H199ZM251 82H252V80H251ZM64 83V82H63ZM74 83V84H75ZM97 83V82H96ZM194 83V82H193ZM195 83H197V81L195 82ZM228 83V82H227ZM52 84V83H51ZM62 84V83H61ZM73 84V83H72ZM95 84V83H94ZM103 84V83H102ZM199 84H201V83H199ZM204 84V85H203ZM2 85H0V95H2V94H7V92H5V90L4 89H2L3 87H1ZM8 85H7V87H8ZM18 85V84H17ZM34 85V84H33ZM50 85V84H49ZM54 85V84H53ZM105 85V84H104ZM104 85H103V87H104ZM106 85H105V87L103 88V87H101V89H106ZM191 85V84H190ZM216 85V86H215ZM226 85V84H225ZM224 85V86H225ZM236 85V84H235ZM11 86V85H10ZM10 86L8 87V88H10ZM38 86V85H37ZM73 86V85H72ZM91 88H90V87ZM97 85L95 84V87H96ZM102 86V85H101ZM109 86V85H108ZM6 87V86H5ZM7 87H6V91H10V90H8L7 89ZM31 86H29L28 88H30ZM45 87V86H44ZM57 87V86H56ZM74 87V86H73ZM73 87H72V89H73ZM99 87V86H98ZM189 87V86H188ZM221 86H219V88H220ZM234 87V86H233ZM232 87V88H233ZM100 88V87H99ZM110 88V87H109ZM108 88V89H109ZM244 88V87H243ZM248 88V87H247ZM37 89V88H36ZM75 89H76V91H75V93L77 92V89L78 88H76V86H75ZM92 89V90H93ZM187 89V88H186ZM222 89V88H221ZM25 90V89H24ZM26 90H27V88H26ZM47 90V89H46ZM74 90V89H73ZM95 90H97V87H96V89ZM100 90V89H99ZM218 90H220V89H218ZM240 90V89H239ZM1 91H2V94H1ZM38 91H39V88H38ZM71 91V90H70ZM106 91V90H105ZM117 91V90H116ZM246 91V90H245ZM245 91H243V92H245ZM10 92H12V91H10ZM8 93V94H12V93ZM74 92V91H73ZM94 92H96V91H94ZM107 92V91H106ZM112 92H114V91H112ZM111 92V94L113 95L114 93H112ZM220 92H221V90H220ZM242 92V91H241ZM242 92V93H243ZM35 93V92H34ZM74 93V94H75ZM119 93V92H118ZM178 93H179V95H178ZM190 93V92H189ZM193 93V94H194ZM200 93V92H199ZM218 93V94H217ZM216 93V95H219V92H217ZM223 93V92H222ZM230 93H231V91H230ZM239 93V95H240V92H238ZM4 94V95H5ZM7 94V96H5L4 97V95H2V96H0V99L2 98V99H4V98H6V99H4L3 101L5 102V105H4V102L2 101V99L0 100V114H1V112H2V114L1 115H4V118L3 119H6L5 117H7V116H5V113L6 112H8V111H5V110H9V106L11 105L12 106V104H11V102L13 103V99H12V97H10L9 95ZM43 94H45V93H43ZM71 94H72V92H71ZM105 94V93H104ZM138 94V93H137ZM183 94V93H182ZM185 94V93H184ZM183 94V95H184ZM187 94V93H186ZM191 94V93H190ZM190 94H188V97H187V95L185 96L186 98H188V100L185 98V100H187V101H189V98H190V102L189 103H191L192 105L191 106H193V100H192V102H191V98L193 97V95H190ZM196 94H198V93H196ZM210 94H208V95H210ZM235 94V93H234ZM236 94H237V92H236ZM18 95V94H17ZM37 95H38V93H37ZM37 95L36 96H34V97H37ZM51 95V94H50ZM76 95H78L77 93H76ZM75 95V96H76ZM82 95H84V94H82ZM86 95H87V93H86ZM95 95V94H94ZM100 95V94H99ZM115 95H117L118 96V94L115 92ZM175 95H173V96H175ZM205 95H207V93L205 94ZM204 95V96H205ZM208 95H207V97H208ZM213 93H212V95H210V96H212L213 97ZM223 95V94H222ZM264 94H262V96H263ZM12 96V95H11ZM98 96V95H97ZM119 96H121V95H119ZM118 96V97H119ZM131 96V95H130ZM136 96V95H135ZM169 96V97H170ZM172 96V97H173ZM189 96H192V97H189ZM199 95H197L196 97H198ZM204 97L202 94L200 95V97ZM208 97V98H211V97ZM219 96H221V94L219 95ZM229 96V95H228ZM234 96V95H233ZM237 96V95H236ZM258 96V95H257ZM261 95H260V97H262ZM9 98V100H8V98ZM83 97V96H82ZM104 97H105V95H104ZM107 97V96H106ZM123 97V96H122ZM127 97H128V95H127ZM171 97V98H172ZM195 97V98H196ZM201 97V98H202ZM207 97H206V100H207V102H208V100L210 101V99H207ZM217 97V96H216ZM232 97V96H231ZM256 97V96H255ZM260 97H258V99H260ZM11 98V99H10ZM86 98V97H85ZM95 98V97H94ZM121 98V97H120ZM120 98H119V100H120ZM130 98V97H129ZM148 98V99H147ZM163 98H162V100H163ZM171 98H169V99H171ZM175 98H172V100L174 99L175 100ZM194 98V99H195ZM218 98V97H217ZM242 98H245V97H241V100H242ZM30 99V98H29ZM44 99H45V97H44ZM47 99V98H46ZM45 99V100H46ZM51 99V98H50ZM49 99V100H50ZM54 99V98H53ZM84 99V98H83ZM93 99V98H92ZM105 98H103V100H104ZM108 99V98H107ZM122 99V98H121ZM168 99V98H167ZM167 99H166V102H170L169 101V99H168V101H167ZM181 99V98H180ZM203 99V98H202ZM212 99V98H211ZM216 99V98H215ZM258 99H256V98H253V100H256L254 103L256 104V106H257V108H259L260 106H262L261 104H262V100L260 101H258ZM262 99H264V98H262ZM6 100L8 101L7 103H6ZM43 100V99H42ZM48 100V99H47ZM52 100V99H51ZM106 100V99H105ZM104 100V101H105ZM109 101H110V98L108 99ZM107 100V101H108ZM154 99L152 98L151 99V101H153ZM162 100H161V102H162ZM184 100V99H183ZM200 100V98H198V100H197V102ZM230 100V99H229ZM9 101H11L10 103H9ZM91 101H93V100H91ZM96 101V100H95ZM103 101V102H104ZM107 101H105V102H107ZM148 101H150V100H148ZM160 101V100H159ZM159 101L157 102V101H154L157 105H162L163 107L165 106V105H163V104H165V102L163 101V104L161 103H159ZM178 101H180V102H182V100H178ZM194 101H196V99L194 100ZM202 103H203V101L202 100H200ZM215 100L213 99L212 100V102H214ZM217 101H218V99H217ZM238 101H240L239 99L237 100V101H235L236 103H238ZM1 102H2V104L6 107H8V109L7 108H2L3 107V105L1 104ZM41 102H45V101H41ZM40 102V103H41ZM81 102V101H80ZM84 102V101H83ZM131 102H132V100H131ZM133 102H135V101H133ZM132 102V103H133ZM153 102V103H154ZM173 102V101H172ZM172 102H170V103H172ZM175 102H177V101H175ZM175 102H173L174 103V108L176 107L175 106ZM183 102H185V101H183ZM211 102V101H210ZM219 102H222V100L221 99H219ZM138 103V102H137ZM151 103V102H150ZM154 103V104H155ZM159 103V104H158ZM188 103V104H189ZM204 103H205V100H204ZM240 104H241V102H239ZM9 104V105H8ZM50 104V103H49ZM69 104V103H68ZM74 104V103H73ZM87 104H91V105H93V103L92 102H88ZM106 104V103H105ZM109 104V103H108ZM123 104V106H124V103H122ZM142 104H144V102H142ZM141 104V105H142ZM150 105L149 104V102H147V105H150V107L152 108V111H153V109H155V111H157V112H154V114L155 115H157V113H158V110L160 111L159 112V117H158V115L156 116V118H159L158 120L159 121H157V122H159V124L161 123V121H163L164 120V122L166 121L165 120V118H167L170 114H169V111H168V113L167 114H169V115H167V117H165V118H163V120H161V115L160 114H162L163 112H164V110H165V107H164V110H160V108L161 109H163V107L161 106V107H155V108H153L152 106H157V105ZM185 104V103H184ZM197 104L198 103H196L195 102V104H194V108L195 109H200V108H198L197 107ZM211 103H209V105H210ZM215 104H216V101H215ZM215 104H211V105H214L215 106ZM221 104V103H220ZM16 104L14 103V105H13V107H12V109L13 108H15L14 106H15ZM42 105V104H41ZM47 105V104H46ZM103 105H104V103H103ZM116 106H117V104H115ZM119 105H121V104H119ZM134 105H136L135 103H134ZM133 104L131 105L130 104V106H134ZM138 105H140V104H138ZM145 105V104H144ZM167 105H170V104H167ZM176 105H178L179 106V109L182 107L183 109L185 108V105H187V104H185V105H183V106H181L180 104H179V102H178V104L176 103ZM195 105H196V107H195ZM206 105V104H205ZM205 105H204V107H205ZM211 105H210V107H208V105H207V107L208 108H203V110L204 109H206V110H204V111H208V109L209 108H212L211 107ZM216 105H218V103L216 104ZM263 105H264V100H263ZM61 106V105H60ZM89 106V105H88ZM105 106V105H104ZM116 106H114V107H116ZM123 106H121V108H124ZM171 106V105H170ZM177 106V107H178ZM190 106V105H189ZM199 106H202L200 103H199ZM220 106V105H219ZM17 107V106H16ZM58 107V106H57ZM63 107H66V104H65V106L63 105ZM80 107H82L83 108V106H82V104H81V106ZM80 107H78V108H80ZM93 107V106H92ZM91 107V108H92ZM97 107V106H96ZM135 107V106H134ZM133 107V108H134ZM168 107V106H167ZM176 107V108H177ZM187 108L185 109V111H186V113L184 112V110H182V108H181V110H182V112H184V113H182L181 112V114H187V109H188V106H186ZM218 107V106H217ZM264 107V106H263ZM39 108V107H38ZM48 108V107H47ZM50 108V107H49ZM66 108H68V107H66ZM81 108V109H82ZM95 108V107H94ZM125 108H126V106H125ZM132 108V109H133ZM136 108V107H135ZM144 108V107H143ZM158 108V109H157ZM171 108V107H170ZM169 108V110L171 111V109ZM173 108V107H172ZM174 108L172 109V111H173V113H174V111H178L177 109H175L174 110ZM191 108V107H190ZM215 108H216V106H215ZM214 108V109H215ZM262 108V107H261ZM260 108V109H261ZM1 109H2V111H1ZM16 109V108H15ZM97 109V108H96ZM127 110L129 109V107H127L126 108ZM125 109V110H126ZM145 109H148L147 108V106L145 105ZM157 109V110H156ZM193 109V108H192ZM191 109V110H192ZM194 109V110H195ZM213 109V108H212ZM218 109H219V107H218ZM18 110V108L16 109V111ZM56 110V109H55ZM58 110V109H57ZM61 110V109H60ZM68 110V109H67ZM80 110V109H79ZM90 110V109H89ZM114 110H115V108H114ZM130 110H131V108H130ZM134 110V109H133ZM133 110H132V112H133ZM139 110V109H138ZM197 110V111H198ZM201 110V109H200ZM199 110V111H200ZM216 111H217V109H215ZM11 111V110H10ZM15 111V112H16ZM83 111H85V110H83ZM123 112H124V110H122ZM135 111H137L136 109H135ZM142 111H144V110H142ZM149 111H150V108L148 109V111L146 110L145 112H144V114H145V116L147 117V115H148V113H149ZM171 111V112H172ZM180 111V110H179ZM197 111H196V113H197ZM211 111H213L212 113H217V112H214V110H210V111H208V112H210L211 113ZM219 111L221 112V108L219 109ZM112 112H114V111H111V113ZM117 112V111H116ZM127 112V111H126ZM128 112H129V110H128ZM127 112V113H128ZM131 111H130V113L131 114H133ZM138 113H139V111H137ZM141 112V111H140ZM146 112H147V115H146ZM190 112H192V111H190ZM190 112H188V114L190 113ZM195 112V111H194ZM234 112V111H233ZM261 112V111H260ZM260 112H256L255 114H253L252 116H251V118H250V120H249V125H246V126H250L249 128L251 129V130H248L249 128H247L246 130H248V133H247V135L249 134V131H251V134L253 133V134H259V133H264V115L263 114H261ZM111 113L110 114H108L107 113V115H106V112L103 114L104 116H106L105 118H107L108 116H110V117H108L107 119H104V117L103 116H101V120H102V117H103V120H105V122L107 123V122H110V121H112V120H114V121H112V122H110V123H115L114 125H112L113 126V128H111L110 126V128H109V131L107 130V132L105 133L104 131H106L105 129H104V131H103V129H102V127H101V124H95L96 123V121H97V118L96 117H99V115H100V112L99 113H93L92 114V116L94 115V119H92V121L94 122L95 120V122H94V124H93V122L91 121V118H88V116H90V114L88 115V116H86L87 117V120L89 119L90 121V123H91V125L90 124H88V121L84 124L83 123V125L81 124H78L79 122H80V120L83 118V119H85V117L83 116V117H81L80 116V114L78 115H75V117L77 116H79V118H81L80 120H79V122L77 123L75 120H71V119H69L70 120V123H71V121H72V123L74 124V125H71L70 123H69V127H70V125L71 126H73V128L71 129V130H73V132H71V136L73 137V135H80L81 137H83V139L84 140H79V141H83L84 142V145H83V143L82 142H77L79 145H80V143H82L80 146H82L83 145V148L84 149H81L80 150V154H83L82 152H85V151H87V149H89V151H87V152H89V153H87L86 154V152H85V154H86V157L84 156V158H83V156H80L81 158H83L82 160H84V162L86 163V161H85V158H87L88 156H89V154L91 153V151H93L92 150V148H90V147H94V145L93 144H96V146H97V144L99 145V144H101L102 142V145H103V147L105 146V144L107 145V140H109V142L111 143V142H114L115 141V139H116V136L119 134V135H122V137H123V139H125V142L124 141H122V142H119V143H123V145L124 146H126L127 147V145H128V143H129V145L131 146V144H130V142H133V144L135 145V143H136V138H138V139H140V143H138V144H141V138L142 137H140L139 135H140V132L141 133H143V131L144 132H146L147 130H149L148 128H149V126L147 127V123H149V121H151V123H152V121H156V120H153V118H155V116L153 115V118L152 119H149L148 121H146L151 115H149V117L148 118H146L145 119V116L144 115H142L141 117H140V115H141V113H139L138 115H139V117H138V115L137 116H134V115H136V114H134L133 115V118L132 119H134V118H139V120L137 119V121L136 122H138V123H140L141 124V119H145V120H143L142 122H144V125L143 126H145V124H146V127L144 128L143 126H141V125H139L138 123H137V125L138 126H140V128L139 127H137L138 129H140V130H143V131H139L137 128H136V126H135V128H134V126L133 125H135L133 122L132 123H130V127H127V125H128V123H127V121H130V120H128V119H126V118H124V120H126V123H127V125L126 124H123V123H121V124H119L118 122H117V125H116V122L115 121H117V119H119V117H121V114H119L120 116H118V114H117V116L115 117V113H112V116H111ZM118 113V112H117ZM119 113H120V110H119ZM127 113H125L126 115H127ZM130 113H128V117L130 116L129 114ZM150 113H151V111H150ZM149 113V114H150ZM193 113V112H192ZM195 113V114H196ZM9 114V113H8ZM99 114V115H98ZM115 114V115H114ZM142 114H143V112H142ZM163 114H165V113H163ZM194 114V113H193ZM192 114V115H193ZM202 114H203V111H202ZM12 115V114H11ZM15 115V114H14ZM67 115V114H66ZM101 115H102V113H101ZM114 115V116H113ZM171 115H172V113H171ZM174 116L176 115L177 116V114H173ZM178 115H179V113H178ZM183 115L181 116V117H183ZM184 115V116H185ZM197 115H199V114H196V116L194 117V119L197 117ZM201 115V114H200ZM206 115L208 116V114L206 113ZM219 115V116H218ZM218 115H216V118H218V119H220L221 117H220V113L218 112ZM96 116V117H95ZM123 116V115H122ZM175 116V117H176ZM207 116H203L202 115V117L200 116V120H201V118H202V123H203V118H204V124H202V126L204 125L205 126V128H206V120H207ZM212 118H213V116H215L214 114H213V116L212 115H210ZM232 116V115H231ZM1 117H3V116H1ZM0 117V118H1ZM13 117V116H12ZM18 117V116H17ZM46 117V116H45ZM74 117V118H75ZM111 117H113V118H111ZM115 117V118H114ZM118 117V118H117ZM127 117V116H126ZM130 117H132V116H130ZM129 117V118H130ZM143 117V118H142ZM152 117V116H151ZM162 117H163V115H162ZM211 117H210V119H211ZM236 117H237V115H236ZM10 118V117H9ZM53 118V117H52ZM65 118V117H64ZM73 118V117H72ZM112 119V120H110V119ZM123 118V117H122ZM121 118V119H122ZM188 118V116H186V118L185 119H187ZM191 118H192V116H191ZM245 119H246V117H244ZM2 119V118H1ZM1 119H0V121H1ZM49 119V118H48ZM78 119V118H77ZM82 119V120H83ZM99 119V118H98ZM109 119V120H108ZM173 119H174V117H173ZM178 119H179V121L178 122H180V118H179V116H178ZM182 119V118H181ZM189 119V118H188ZM198 119V118H197ZM197 119H195V123H196V120ZM217 119V120H218ZM242 119V118H241ZM20 120V119H19ZM40 120V119H39ZM52 120V119H51ZM58 120H60V117H59V119ZM57 120V121H58ZM63 120V119H62ZM81 120V121H82ZM86 120V119H85ZM100 120V119H99ZM107 120V121H106ZM123 120V122L125 123V121ZM190 120H192V119H190ZM199 120V119H198ZM215 120V119H214ZM231 120V119H230ZM4 121V120H3ZM55 123H56V121H55V118H54V120H53ZM66 121H68V120H66L65 119V121L63 120V122H66ZM119 121V120H118ZM121 121V120H120ZM119 121V122H120ZM175 121H176V118H175ZM174 121V122H175ZM183 121V120H182ZM188 121V120H187ZM193 121L194 120H192V123H193ZM208 121V120H207ZM212 121H213V119H212ZM212 121H211V123H212ZM216 121V120H215ZM244 121V120H243ZM59 122V121H58ZM83 122H85L84 120H83ZM101 123H102V125H103V122L104 121H100ZM104 122V123H105ZM156 122V124H158ZM164 122H163V124H164ZM171 122H173V121H171ZM184 123H186L185 122V120L183 121ZM191 122V121H190ZM189 122V123H190ZM201 122V121H200ZM214 122V121H213ZM220 122H221V120H220ZM1 123V122H0ZM3 123V122H2ZM1 123V124H2ZM6 123V122H5ZM5 123H3V124H5ZM34 123V122H33ZM61 123V122H60ZM59 123V124H60ZM98 123V122H97ZM150 123V124H151ZM166 123H167V121H166ZM176 123V122H175ZM174 123V124H175ZM189 123H187V124H189ZM194 123V124H195ZM197 123H199V121L197 122ZM197 123H196V125H197ZM217 123H219V122H217ZM223 123V122H222ZM0 124V125H1ZM23 124V123H22ZM57 124V123H56ZM55 124V125H56ZM109 124V123H108ZM132 124V125H131ZM153 124H155V123H153ZM155 125L157 128H159L160 130L162 129H165L166 131L168 130V128H167V124L164 126L163 124H160L161 126H164L163 128L162 127H158V126H160V125ZM180 124H182V122H180L179 123V125ZM187 124H186V127L185 126H183V128L184 129H186V128H188L187 127ZM200 124V125H201ZM224 124V123H223ZM14 125V124H13ZM38 125V124H37ZM51 125V124H50ZM54 125V124H53ZM63 125V124H62ZM62 125H61V127H62ZM66 125L67 124H65L64 126L66 127ZM117 126V127H115V128H117L115 131L117 132V133H115V131H114V126ZM118 125L121 127H124V131H125V133L127 132V134H128V137L129 138H131L132 137V134H131V132H134V131H136V135H137V137L135 138L134 136H136L134 133V138L136 139H134L135 141H132L133 140V138H131L130 139V141L129 142H127V140H129L128 139V137H127V135L126 134H124V131H122L123 130V128L121 127V129H119L118 128ZM152 125V124H151ZM150 125V129H154V128H156L155 126H154V128L152 127ZM168 125H170V122L168 123ZM172 125V124H171ZM170 125V126H171ZM177 125V124H176ZM182 125H184V124H182ZM190 125L193 127V125L190 123ZM195 125V126H196ZM200 125L198 126V127H200ZM207 125H208V122H207ZM219 125V124H218ZM217 125V126H218ZM18 126V125H17ZM63 126V128L64 129H66L65 127ZM175 126V125H174ZM178 126V125H177ZM191 126H189V127H191ZM209 126H210V124H209ZM208 126V127H209ZM0 127H4L3 125H1ZM6 127V126H5ZM30 127V126H29ZM28 127V128H29ZM41 127V126H40ZM59 127V126H58ZM58 127H56V129L58 128ZM129 128V129H131V130H129L130 132H128V131H126L127 130V128ZM141 127H143V128H141ZM152 127V128H151ZM169 127V126H168ZM173 127V126H172ZM176 127V126H175ZM174 127V128H175ZM179 128L181 127V126H178ZM197 127V126H196ZM198 127H197V129H198ZM208 127H207V129H208ZM220 128H221V126H219ZM231 127V126H230ZM11 128V127H10ZM83 128V130H80V129H82ZM134 129V131H132L133 129ZM157 128L155 129V131H157ZM167 128V129H166ZM174 128H173V130H174ZM202 128V127H201ZM215 128V127H214ZM4 129V128H3ZM2 129V130H3ZM8 129H9V126H8ZM7 128H6V130H8ZM12 129H14V128H12ZM40 129V128H39ZM53 129V128H52ZM52 129H51V131H52ZM55 129V130H56ZM59 129H61L62 130V128H59ZM63 129V130H64ZM107 129V128H106ZM158 129V130H159ZM170 130L172 129V128H169ZM181 129V128H180ZM180 129H179V131H180ZM189 129V128H188ZM191 129V128H190ZM193 130H194V127L192 128ZM191 129V130H192ZM197 129H195V130H197ZM203 130H204V128H202ZM224 129V128H223ZM222 129V130H223ZM226 130H227V128H225ZM241 129V131H242V128H240ZM1 130V131H2ZM10 130V129H9ZM34 130V129H33ZM62 130V131H63ZM159 130V131H160ZM161 130V131H162ZM169 130V131H170ZM173 130H171V131H173ZM176 130H177V127L175 128V132H176ZM187 130V129H186ZM186 130H185V133H186ZM192 130V131H193ZM200 131H201V129H199ZM203 130H202V132H203ZM217 130V129H216ZM37 131V130H36ZM65 131V130H64ZM69 131H70V129L68 130V131H66L67 132V134H63L61 131H58L57 130V132L59 133H62V135L64 136V137H66V135H68L69 134ZM118 131H122L123 133H119ZM151 132H153V130H150ZM150 131H147V132H149V133H147V134H149L150 135ZM165 131V132H166ZM170 131V132H171ZM179 131L177 132V135L179 136L180 134H179ZM205 131H206V129H205ZM204 131V132H205ZM212 131H213V129H212ZM54 132V131H53ZM74 132H76V133H74ZM158 132V131H157ZM162 132H164V131H162ZM162 132H160V134H164V133H162ZM189 132V131H188ZM188 132H187V134H188ZM191 132V131H190ZM196 132V131H195ZM195 132H193V134H195ZM199 131H197L196 133H198ZM215 132V131H214ZM227 132V131H226ZM9 133V132H8ZM36 132H34V134H35ZM72 133H73V135H72ZM129 133H130V135H129ZM146 133L144 134V135H146ZM173 133V132H172ZM182 133H184V132H181V134ZM217 133V132H216ZM124 134V135H123ZM166 134L167 135H169L167 132H166ZM174 134V133H173ZM172 134V135H173ZM192 134V137H194V135ZM200 134V133H199ZM202 134V133H201ZM205 134H206V132H205ZM205 134H204V136H205ZM207 134H208V132H207ZM17 135H18V133H17ZM47 135V134H46ZM56 135H57V133H56ZM77 135V136H78ZM107 135H108V139H106L107 138ZM117 136V140L119 139V141H121V139H122V137L121 136ZM143 134H141V136H144ZM149 135H148V137H149ZM153 135H155V132L153 133ZM165 135V134H164ZM175 135V134H174ZM183 135V139H184V134H182ZM210 135V134H209ZM250 135V134H249ZM13 136V135H12ZM11 136V137H12ZM23 136V135H22ZM36 136H39V135H36ZM62 136V137H63ZM126 136V137H125ZM131 136V137H130ZM140 138H139V137ZM152 136V134L150 135V137ZM157 136H159V135H157ZM161 136V135H160ZM178 136H174V137H177L178 138ZM190 136V135H189ZM197 136V135H196ZM217 136V135H216ZM244 136V135H243ZM260 136V135H259ZM258 136V137H259ZM261 136H263V135H261ZM0 137H1V135H0ZM63 137V138H64ZM70 137V136H69ZM75 137V136H74ZM81 137H76L75 138V140H77V138H81ZM119 137V138H118ZM148 137H147V135H146V138H145V136L143 137V138H145V139H147L146 141L147 142H145V143H143L144 141H145V139H144V141L142 140V144H143V149L145 148V149H147L146 147L152 142H148L149 140H148ZM156 137V136H155ZM165 137H166V141H167V136L165 135ZM181 137V136H180ZM187 137V136H186ZM185 137V138H186ZM241 137V136H240ZM160 138V137H159ZM169 138V137H168ZM171 138V137H170ZM173 138V137H172ZM171 138V139H172ZM191 138V137H190ZM190 138H188V139H190ZM196 138V137H195ZM235 138V137H234ZM251 138V140L249 139L248 141H251L252 142V137H250ZM34 139L36 140V137L34 136ZM34 139H33V141H34ZM47 139V138H46ZM67 139H68V137H67ZM70 139V138H69ZM73 139V141H74V138H72ZM71 139V140H72ZM157 139H158V137H157ZM161 139V138H160ZM159 139V140H160ZM163 139V138H162ZM165 139V138H164ZM164 139L162 140L163 141V143H164ZM191 139H193V138H191ZM196 139H198V138H196ZM258 139V138H257ZM38 140V139H37ZM60 140H62V138L60 139ZM64 140V139H63ZM117 140L115 141V144L116 143H118L117 142ZM151 140V139H150ZM180 140H182V139H180ZM212 140V139H211ZM210 140V141H211ZM254 140V139H253ZM263 140V139H262ZM7 141V140H6ZM68 141V140H67ZM105 141V142H104ZM165 141V142H166ZM170 141V140H169ZM172 141V140H171ZM175 141H176V139H175ZM184 141V140H183ZM182 141V142H183ZM232 141V140H231ZM257 141H261V140H257ZM22 142V144H23V141H21ZM64 142H66V141H64ZM68 142H71V141H68ZM68 142H66L65 144H68ZM109 142H108V144H109ZM137 142H139V141H137ZM154 142V141H153ZM153 142L150 144V146L152 145L153 146ZM155 142H156V144L158 143L156 140H155ZM161 141H159V143H160ZM174 142V141H173ZM193 142H195V141H193ZM229 142V141H228ZM12 143V142H11ZM72 143V142H71ZM74 144H75V146H76V144L77 143H75V141L73 142ZM118 143V144H119ZM149 143V144H148ZM171 143V142H170ZM186 143H187V141H186ZM185 142H183V144L184 145H187ZM199 143V142H198ZM225 143V142H224ZM2 144V143H1ZM17 144H19V143H17ZM21 144V143H20ZM34 144V143H33ZM70 144V143H69ZM77 144V145H78ZM127 144V145H126ZM141 144V145H142ZM178 144H180V142H178ZM190 144H192L191 142H190ZM227 144V142L225 143V145ZM230 144V146H231V143H229ZM29 146H31V144H28ZM128 145V147H127V149H129V146ZM137 145V144H136ZM160 145V144H159ZM163 145V144H162ZM170 145V144H169ZM168 145V146H169ZM174 145V144H173ZM189 145V144H188ZM218 145V144H217ZM222 145H223V143H222ZM228 145V144H227ZM234 145V144H233ZM249 145V144H248ZM259 145V144H258ZM262 145V144H261ZM16 146H18V145H16ZM23 146V145H22ZM24 146H25V144H24ZM68 146V145H67ZM74 146V145H73ZM95 146V147H96ZM112 146H113V148L115 149V146H118V145H114V143L113 144H111V146H109V150H107L108 149V147L105 149V154H104V151H102V153L100 152L99 154H97L98 153V150L95 148V150H97V151H95L94 150V153L96 154V156H95V154L92 152L91 154H93V155H91V157L89 158H87V159H89V160H91L90 162H92V160H94L93 161V164L95 163V157H97V155H98V158H96V160H98V161H100L99 160V158H101V157H103V159L101 158V161H100V164H102L101 162H103L102 160H104L105 158L107 159V156H109V155H112V150H114V149H112ZM122 146V144L120 145V147ZM151 146V149L153 148L154 149V147H152ZM172 146V145H171ZM192 146V145H191ZM197 146V145H196ZM221 146V145H220ZM1 147V146H0ZM39 147V146H38ZM100 147V145L98 146V149H100L99 148ZM102 146H101V149L103 148ZM126 147L125 148H120V149H118L117 151H119V150H124V151H126L127 149H126ZM140 147V146H139ZM155 147H156V145H155ZM161 146H159V148H160ZM175 147V146H174ZM178 147V146H177ZM176 147V148H177ZM184 147V146H183ZM186 147V146H185ZM188 147V146H187ZM225 147V146H224ZM227 147V149H228V146H226ZM226 147H225V149H226ZM263 147V146H262ZM14 148H16V147H14ZM22 148V147H21ZM20 148V149H21ZM24 148H26V147H24ZM40 148V147H39ZM69 148L70 147H67V149L69 150ZM72 149H73V147H71ZM76 148V147H75ZM87 148V149H86ZM116 148H118V147H116ZM162 148V147H161ZM163 148H165V146H163ZM163 148H162V150H163ZM168 148H170V147H167L166 149H168ZM202 148V147H201ZM213 148V147H212ZM221 148V147H220ZM231 148V154H233V149H232V147H230ZM230 148H229V150H230ZM234 148V147H233ZM235 148H236V146H235ZM235 148H234V150H235ZM238 148V147H237ZM17 149H19L18 147H17ZM17 149H16V151H17ZM23 149V148H22ZM47 149V148H46ZM66 149V148H65ZM64 149V150H65ZM142 149V150H143ZM150 148H148V150H149V153H151L149 156L151 157L150 159L152 160V157H153V160H154V158L156 157L155 155H153L155 152H156V148H155V151H154V153L152 154V152L153 151H151L150 152V150H151ZM166 149H164V151H166ZM178 149H179V147H178ZM188 149V148H187ZM190 149V148H189ZM196 149V148H195ZM200 149V148H199ZM216 149V148H215ZM227 149H226V151H227ZM262 149V148H261ZM7 150V149H6ZM77 150V151H76ZM74 149V150H72V151H76V152H78L79 150H78V147H77V149ZM82 150H84V151H82ZM134 150H136V149H134ZM134 150H131V151H134ZM159 150V149H158ZM157 150V151H158ZM161 150V149H160ZM161 150V151H162ZM170 150V149H169ZM172 150H173V147H172ZM185 150H186V148H185ZM258 150H260V148L258 149ZM66 151V150H65ZM106 151H108L107 153L109 154V151H110V154L108 155L107 153H106ZM124 151H122V152H124ZM147 151V150H146ZM164 151H162V152H164ZM168 151V150H167ZM166 151V152H167ZM171 151V150H170ZM176 151H177V149H176ZM203 151H204V149H203ZM217 151V150H216ZM219 151H221V149L219 150ZM219 151H217V152H219ZM225 151V150H224ZM236 151V150H235ZM43 152V151H42ZM63 152V151H62ZM67 152V154L69 153V152H71V149H70V151H66ZM122 152H120V153H122ZM140 152V151H139ZM202 152V151H201ZM205 152V154H206V150L204 151ZM222 152H223V148H222ZM262 152V151H261ZM12 153V152H11ZM29 153V152H28ZM114 153L116 154V153H118V152H115V150H114ZM143 153L144 154H146V152L145 151H143ZM148 152H147V154H149ZM157 153V152H156ZM155 153V154H156ZM158 153H160V152H158ZM158 153H157V156H158ZM235 153V152H234ZM237 153H238V151H237ZM18 154V153H17ZM17 154H15L16 156H17ZM27 154V153H26ZM37 154V153H36ZM43 154V153H42ZM44 154H45V152H44ZM63 154H64V152H63ZM66 154V153H65ZM66 154V155H67ZM71 154V153H70ZM103 154V155H102ZM123 154V153H122ZM168 154H169V152H168ZM203 154V153H202ZM202 154H201V156H202ZM218 155H220L219 153H217ZM231 154H230V157H231ZM243 154V153H242ZM24 155V154H23ZM50 155H51V153H50ZM56 155V154H55ZM69 155V154H68ZM75 155V152H73V154H71L70 156H65V157H67V158H69V157H73V156ZM76 155H78L77 153H76ZM88 155V156H87ZM102 155V156H101ZM104 155H106V157L104 156ZM118 155V154H117ZM121 155V154H120ZM134 155H136V154H134ZM151 155H153V156H151ZM191 155V154H190ZM204 155V154H203ZM217 155V156H218ZM222 155H224V153H222ZM235 155H236V153H235ZM34 156V155H33ZM41 156H43V155H41ZM52 156H54V154L52 155ZM61 156H62V154H61ZM64 156V155H63ZM99 156H101V157H99ZM116 156V155H115ZM133 156V155H132ZM145 156V155H144ZM144 156H142V158H144ZM148 156V157H149ZM155 156V157H154ZM161 156V155H160ZM194 156H195V154H194ZM215 156H216V154H215ZM216 156V157H217ZM225 156V155H224ZM223 156V157H224ZM227 156H229V155H227ZM234 156V155H233ZM51 157V156H50ZM64 157V158H65ZM75 157V156H74ZM74 157H73V159H74ZM77 157H79V156H77ZM92 157H94V159L92 158ZM110 157V156H109ZM108 157V158H109ZM113 157H114V155H113ZM134 157H137V156H134ZM140 157V156H139ZM147 157V158H148ZM199 157H200V155H199ZM203 157V156H202ZM201 157V158H202ZM247 157V156H246ZM254 157V156H253ZM20 158H21V156H20ZM48 158V157H47ZM54 158V157H53ZM59 158H60V156H59ZM67 158H65V159H63V163L64 162H66L65 160H67ZM116 158V157H115ZM128 158V157H127ZM141 158V157H140ZM147 158H145V160L146 161H148V159ZM180 158H181V156H180ZM180 158H179V160H180ZM182 158H183V156H182ZM204 158V157H203ZM220 158V160L222 159L221 157H219ZM229 158V157H228ZM235 158H236V156H235ZM256 157H254L253 159H255ZM61 159V158H60ZM71 159V158H70ZM130 159V158H129ZM133 159V158H132ZM135 159V158H134ZM136 159H138V158H136ZM135 159V160H136ZM198 159V158H197ZM249 159V158H248ZM257 159V158H256ZM1 160V159H0ZM6 160H10L11 161V159H9V158H7ZM5 160V161H6ZM53 160V159H52ZM88 160V161H89ZM112 160V159H111ZM135 160L134 161H131V162H135ZM142 160V159H141ZM140 160V161H141ZM151 160H149L148 162H144L145 164H147V167L149 166V164L148 163H150V162H152ZM201 160V159H200ZM200 160H199V162H200ZM230 160V159H229ZM232 160V159H231ZM244 160H247V159H244ZM243 160V161H244ZM2 161V160H1ZM43 162H45L44 160H42ZM51 161V160H50ZM62 161V160H61ZM60 161V162H61ZM67 161H70V160H67ZM76 161H77V159H76ZM75 161V164L78 162H76ZM98 161H97V164H98V167H100L99 166V163H98ZM105 161H107V160H105ZM109 161V160H108ZM137 161V160H136ZM140 161H138V163L140 162ZM155 161H157V158H155ZM181 161V160H180ZM180 161H179V163H180ZM198 161V160H197ZM218 161V160H217ZM11 162H13V164L15 163V159L14 160H12ZM42 162V163H43ZM83 162V163H84ZM131 162H129V164L131 163ZM202 162V161H201ZM228 162V161H227ZM238 162V161H237ZM240 162V161H239ZM248 162H249V160H248ZM250 162H251V160H250ZM256 162H257V160H256ZM1 163V162H0ZM5 163V162H4ZM6 163H7V161H6ZM41 163V162H40ZM52 163V162H51ZM59 163V162H58ZM71 164H72V162H70ZM79 164H80V161L78 162ZM85 163L83 164L84 165V167L83 168H86L85 167ZM204 163V162H203ZM221 163V162H220ZM223 163V162H222ZM222 163H221V166H222ZM230 163L232 164L233 162H231L230 161ZM229 163V164H230ZM241 163H242V161H241ZM246 163V162H245ZM54 164V163H53ZM55 164H57V162L55 163ZM54 164V165H55ZM71 164H67L66 163V165L65 166H67V165H70V167H71ZM88 165H89V163H87ZM92 163L90 164V165H93ZM97 164H96V166H97ZM105 164V163H104ZM128 164V163H127ZM132 164V163H131ZM184 164V163H183ZM243 164V163H242ZM250 164H252V163H249V165ZM257 164V163H256ZM0 165H2V164H0ZM3 165H5V164H3ZM32 165V164H31ZM30 165V166H31ZM36 165V164H35ZM37 165H39V163L37 164ZM50 165V164H49ZM63 165V164H62ZM82 165V166H83ZM89 165V166H90ZM103 165V164H102ZM136 165H137V163H136ZM151 165V164H150ZM153 165V164H152ZM201 165V164H200ZM199 165V166H200ZM206 165V164H205ZM220 165V164H219ZM224 165V164H223ZM246 165V164H245ZM248 165V164H247ZM248 165V166H249ZM10 164L8 165V167L5 165V167H7V168H5L4 166V168L3 169H8V168H10ZM13 166V165H12ZM14 166H15V164H14ZM19 166V165H18ZM56 166V165H55ZM73 166H74V164H73ZM78 166V165H77ZM80 166V165H79ZM78 166V167H79ZM89 166H88V168H89ZM94 166V165H93ZM93 166H92V168H93ZM137 166H139L140 167V169L139 170H141L142 171V169H141V165L140 164H138ZM204 166V165H203ZM207 166V165H206ZM213 166V165H212ZM217 166V165H216ZM252 166V165H251ZM251 166H249V167H251ZM255 163H254V168H255ZM263 166V165H262ZM261 166V167H262ZM51 167V166H50ZM60 167V166H59ZM69 167V166H68ZM97 167V168H98ZM142 167H143V163H142ZM202 167V166H201ZM205 167V166H204ZM209 167H211V166H209ZM242 167V166H241ZM257 167H258V164H257ZM12 168V167H11ZM10 168V169H11ZM44 168V167H43ZM53 167H51V169H52ZM65 168H67V167H65ZM82 167H81V169H83ZM95 168V167H94ZM212 168V167H211ZM214 168V167H213ZM228 168H229V166H228ZM259 169H260V165H259V167H258ZM264 167H262V169H263ZM9 169V170H10ZM15 169V168H14ZM35 169V168H34ZM50 169V168H49ZM91 169V168H90ZM90 169H89V171H90ZM176 169V168H175ZM222 169V168H221ZM240 169V168H239ZM242 169H244V166L242 167ZM245 169H246V167H245ZM249 169V168H248ZM255 169H257V168H255ZM9 170H6V172L7 171H9ZM19 170H21V169H19V167H18V173L19 172H21V171H19ZM44 170V169H43ZM57 170V169H56ZM74 170H76V169H74ZM88 170V169H87ZM95 171L96 170H99V169H94ZM154 170V169H153ZM212 170H214V169H212ZM224 170V169H223ZM222 170V171H223ZM247 170V169H246ZM252 170L253 169H251L250 171L252 172ZM12 171V170H11ZM41 171V170H40ZM48 171V170H47ZM86 170L84 169V171H82V174H83V172H85ZM138 171V170H137ZM140 171V172H141ZM192 171V170H191ZM191 171H189V173L191 172ZM211 171V170H210ZM215 171L216 170H214L213 172H214V174H215ZM221 171V170H220ZM219 171V172H220ZM225 171V170H224ZM243 171V170H242ZM1 172V171H0ZM22 172H24L23 171V169H22ZM52 172V171H51ZM62 172V171H61ZM75 172V171H74ZM139 172V173H140ZM232 172V171H231ZM249 172V171H248ZM247 172V173H248ZM4 173V172H3ZM8 173V172H7ZM11 173V172H10ZM9 173V174H10ZM16 173H17V171H16ZM27 173V174H26ZM59 173V172H58ZM77 173V172H76ZM80 173H81V170H80ZM87 174H88V172H86ZM91 173H93V172H91ZM91 173H89L90 175H92ZM188 173V172H187ZM207 173V172H206ZM208 173L210 174V172L208 171ZM217 173V172H216ZM253 173V172H252ZM5 174V173H4ZM11 174H13V173H11ZM10 174V176H11V178H9L8 176H6V175H3L2 176V174L0 173V229L2 228V227H5L6 226V228H7V226H13V227H17V224H19L21 221H24L25 223H28L27 225H29V226H31L32 228H30V227H28L29 229H28V232L27 231H25L26 229H27V227L25 228L24 227V231L25 232H27V233H23L24 235H20L19 236V239H16L15 237L16 236H14V234H15V230L17 229L16 227H15V230H13V229H9V231H11V230H13V231H11V232H13V233H11L12 234V236H14V239H13V237H12V239H13V242H15L16 241V243H17V245H20V247H21V245H22V248H24L23 250H25L24 251V253H23V255L24 254H26L27 255V253H25L26 252V250L27 251H31V253H32V255L34 254H36V258H37V256H38V259H39V255L41 254V255H43V257L45 256V254H46V257H44V258H47V253H53L54 252V255H55V253H57L56 251V249H58V246H59V248H60V250L62 249V244L61 243H63L64 245H65V242H64V240H66L65 239V237H63V236H61V238L63 239H60V235H61V233H62V235L65 233V232H70V234H72V230H71V228H72V220H71V211L69 212V211H67V212H65V213H67V215H69L70 217H68V216H65L64 217V215H65V213L63 214V216H62V212L59 214V212H60V209H59V207L58 206H60L62 203H63V196H61L62 194V192L63 191H61L60 192V197L62 198V203L59 205L58 203L59 202H57V200L60 198L59 197V195L57 194V193H55L57 190H58V188L60 189V187H61V190H62V184H63V186L65 185L63 182H65L64 181V177H63V179H61V178H59L58 176H56L55 177V175L53 176V175H51V176H53V178L54 179H50V180H53L54 182H55V178H59L58 180H57V182L61 179L62 180V183H60L59 182V184H57V182L56 183H52V181H51V183H50V181L49 180H47L48 178H50V175L48 176V178H46L45 176V174L44 175H41V176H44L43 177V179L42 178H40L41 176L40 175H38L39 176V179H38V176L36 177V176H31L28 172H25L24 173V175L26 176V175H29V176H27L26 178H25V176L23 175V173L22 174H20V175H23L24 177L23 178H19L18 179V181L15 179L16 177H17V175L16 174H14V179L12 178V175ZM74 174V173H73ZM78 174V173H77ZM85 174V173H84ZM86 174V175H87ZM117 174V173H116ZM208 174V176H210ZM239 174V173H238ZM244 174H245V172H244ZM251 174V173H250ZM248 175V176H251V175ZM254 174V173H253ZM72 175V174H71ZM94 175V174H93ZM207 175V174H206ZM228 175V174H227ZM255 175V174H254ZM30 176H31V178H35V182H34V180L32 179V180H30ZM62 176V175H61ZM64 176H65V174H64ZM70 176V175H69ZM69 176H66V177H68L69 178ZM75 176V175H74ZM74 176H70V178H72V180H73V177ZM77 176H80V175H77ZM77 176H75V177H77ZM83 176V175H82ZM116 176H118V175H116ZM257 175H255V179L256 178H258V177H256ZM18 177H20L19 175H18ZM22 177V176H21ZM86 177V176H85ZM201 177V176H200ZM236 177V176H235ZM238 177V176H237ZM243 177H245V176H243ZM252 177V176H251ZM254 177V176H253ZM252 177V178H253ZM37 178V179H36ZM67 178V179H68ZM87 178V177H86ZM85 178V179H86ZM209 178V177H208ZM229 178V177H228ZM227 177H226V179H228ZM233 178V177H232ZM246 178H247V176H246ZM20 179H22V181H20ZM23 179L25 180V179H27V180H25V181H23ZM66 179V182L65 183H67V181H69V180H67ZM75 179H77V178H75ZM84 179V178H83ZM82 179V180H83ZM87 179H89V178H87ZM122 179V178H121ZM243 179V178H242ZM245 179V178H244ZM249 179H251V178H249ZM249 179L247 178V180L249 181ZM37 180V181H36ZM42 180V181H41ZM45 182H44V181ZM81 180V181H82ZM114 180V179H113ZM234 180V179H233ZM233 180H232V182H233ZM254 180V179H253ZM257 180V179H256ZM47 181H49V182H47ZM76 181V180H75ZM77 181H79V180H77ZM85 181H87V180H85ZM116 181V180H115ZM210 181V183H211V180H209ZM208 181V182H209ZM235 181H236V179H235ZM240 181V180H239ZM247 181V182H248ZM251 182H252V180H250ZM37 182H39V183H37ZM74 182V181H73ZM80 182V181H79ZM110 182V181H109ZM120 182V181H119ZM163 182V181H162ZM162 182L160 183V182H158L157 184H158V186H159V183L161 184V188H158L157 187V193H155V197H153V195L152 194H148L149 195V199H150V201H154V205L153 206H158V207H161L162 206V208L164 207V208H166L167 207V209H169L168 211V213H170L168 216H166V215H163L164 216V218H165V216H166V218L165 219H163V218H160V219H163L166 223H165V225L164 224H161L159 221L157 222L156 221V225L154 224L155 222H151V221H153L152 219H149V218H146V219H141L140 217H139V215H138V217H139V219H140V221H138L137 219L136 220H134L135 222L134 223H132V224H135V225H133V227H134V229L135 230H137V233L139 232L140 234H139V236H140V238H136V239H142V238H149V234L151 233V235H153V236H156V237H158V239L159 238H161V239H166V241H168L169 242V246H168V248H166V249H170V251H171V253H172V255H173V257L175 258L176 256H180V254H181V256H183V252L185 251V250H187L188 251V249H192V248H194L195 249V247L194 246H196V248H197V246L198 245H195V243L197 242H199L198 240H199V234H201L200 232H199V230H200V228L201 227H203V226H206L207 227V225L209 224L206 220H197L196 218H197V216H196V220L194 219V220H191V219H189V217L190 216H188V213L190 212V214L189 215H191V212L193 211V209L195 210L196 209V206H197V204H196V202L197 201H195V203H194V201H193V198L191 199V197H192V195H191V197H190V194L188 195V193L186 192L185 193V191L183 192V190H185V188H186V190L187 189H191L192 187V185L190 186V187H188V184H190V183H188V182H186V183H188V184H186V185H184V186H187V187H183V183L181 184V183H179V186H180V184H181V193H184L183 195L181 194H179V195H177V196H179L180 198H176V194H178V193H175V195L174 194H172V195H174V196H167V194L165 195V196H167L169 199H164V197L162 198V194L164 193L165 194V192L164 191H162V190H167V188L165 187L164 189H163V187H162ZM171 181H169V182H167V184L168 183H170ZM175 182V181H174ZM199 182V181H198ZM206 182V181H205ZM229 182H230V179H229ZM231 182V183H232ZM242 182V181H241ZM239 183L240 184V187H241V185H243L242 183L244 182V180H243V182L242 183ZM262 182H264V181H262ZM84 183V182H83ZM106 183H108V182H106ZM176 183V182H175ZM203 183V182H202ZM201 182H200V185L202 184ZM213 183H214V181H213ZM231 183H230V186H231ZM237 183H238V180H237ZM245 183V185H243L244 187H242V188H245V186H246V182H244ZM249 183V182H248ZM77 184H81L82 185V183H77ZM95 184V183H94ZM104 184V183H103ZM149 184V183H148ZM156 184V185H157ZM164 184V183H163ZM165 184H166V182H165ZM174 184V183H173ZM177 184H178V182H177ZM191 184H192V182H191ZM193 184H198V183H194V181H193ZM209 184V183H208ZM236 184V183H235ZM67 186H69L68 184H66ZM65 185V186H66ZM116 185H117V183H116ZM143 185V184H142ZM146 185H147V183H146ZM151 185L152 184H150V187H151ZM156 185H154L153 187H155ZM169 185V184H168ZM170 185H171V183H170ZM204 185V184H203ZM206 185H207V183H206ZM221 185V184H220ZM223 185V184H222ZM233 183H232V187H233ZM237 185L238 184H236V189H237ZM248 185V187L247 188H250L251 186L250 185H252V184H247ZM259 185H260V183H259ZM103 186V185H102ZM109 186V185H108ZM145 186V185H144ZM143 186V187H144ZM165 186H167V185H165ZM176 186H178V185H176ZM216 186H217V184H216ZM215 186V187H216ZM250 186V187H249ZM71 187V186H70ZM83 187V186H82ZM107 187V186H106ZM105 187V188H106ZM113 187V186H112ZM133 187H136V186H133ZM141 187V186H140ZM149 187V186H148ZM169 187V186H168ZM171 188L172 187H175V184L173 185V186H170ZM183 187V188H182ZM199 187V186H198ZM203 187H205V186H203ZM202 187V188H203ZM207 187V189L208 190H211L210 188H208V185L206 186ZM219 187V186H218ZM222 187H224V186H222ZM235 187V186H234ZM233 187V188H234ZM74 188V187H73ZM75 188H77V187H75ZM99 188H101V187H99ZM108 188V187H107ZM125 188V187H124ZM175 188H177V187H175ZM197 188V187H196ZM239 188V187H238ZM246 188V189H247ZM79 190H82V189H80V188H78ZM98 189V188H97ZM121 189H123V188H121ZM152 189H155V188H151V192H152ZM169 189V188H168ZM173 189V188H172ZM190 189H189V192H190ZM194 189V188H193ZM193 189H192V191H191V193H193ZM205 190L206 192L208 191V190ZM228 189V188H227ZM235 189V188H234ZM52 190H55V191H52ZM63 190H65V189H63ZM91 190V189H90ZM96 190V189H95ZM179 190V189H178ZM178 190H174L175 192H177ZM199 190V189H198ZM203 190V191H204ZM239 190V189H238ZM245 190V189H244ZM58 191H60V190H58ZM57 191V192H58ZM67 191V190H66ZM132 191H133V188H132ZM134 191H136V189L134 190ZM173 191V192H174ZM197 190L195 189L194 190V193L196 192ZM203 191H202V193L201 194H203ZM224 191H225V189H224ZM223 191V192H224ZM229 191V190H228ZM231 191V190H230ZM235 191V190H234ZM237 191V190H236ZM81 193H83L82 191H80ZM142 192H143V190H142ZM155 192V191H154ZM170 192H171V190H170ZM208 192H210V191H208ZM225 192H227V190L225 191ZM244 192H246V191H241V193H244ZM94 193V192H93ZM96 193V192H95ZM94 193V194H95ZM99 193H101V192H99ZM138 193V192H137ZM136 193V194H137ZM167 193V192H166ZM199 193V192H198ZM219 193V192H218ZM222 193V192H221ZM220 193V194H221ZM229 193V192H228ZM235 193V192H234ZM237 193H238V191H237ZM239 193H240V191H239ZM259 193V192H258ZM66 194V192H64V195ZM93 194V195H94ZM134 194H135V192H134ZM164 194H163V196H164ZM169 194V193H168ZM208 194V193H207ZM206 194V195H207ZM223 194V193H222ZM221 194V195H222ZM232 194V193H231ZM230 194V196H229V199L232 197V195ZM245 194V193H244ZM243 194V196L245 197L246 196V194L244 195ZM67 195V198H68V196H69V194L67 193L66 194ZM139 195V194H138ZM195 195H197V193L195 194ZM195 195H193V197L195 196ZM209 195V194H208ZM213 195V194H212ZM237 195V194H236ZM242 195V194H241ZM253 195V194H252ZM130 196H131V194H130ZM142 196V195H141ZM183 196V197H182ZM204 196V195H203ZM210 196H211V193H210ZM242 196V197H243ZM261 196V195H260ZM88 197V196H87ZM109 197H111V195L109 196ZM113 197V196H112ZM111 197V198H112ZM122 197V196H121ZM136 197H137V195H136ZM196 197V196H195ZM200 197V196H199ZM204 197H206V196H204ZM209 197V196H208ZM223 197H225L226 198V196H223ZM66 198V199H67ZM126 198V197H125ZM141 198V197H140ZM143 198V197H142ZM197 199H198V196L196 197ZM225 198H224V200H225ZM228 198V197H227ZM234 198V199H233ZM262 198V197H261ZM72 199H74V198H72ZM205 199V198H204ZM214 199V198H213ZM232 199L235 201V197H232ZM239 199H241L240 197H239ZM257 199V198H256ZM255 199V200H256ZM259 199V198H258ZM68 200V199H67ZM70 200H71V198L68 200V203L70 202ZM102 200V199H101ZM104 200V199H103ZM107 200V199H106ZM195 200V199H194ZM200 200V199H199ZM201 200H202V198H201ZM211 200V199H210ZM227 200V199H226ZM58 201H60V199L58 200ZM120 201H121V199H120ZM203 201V200H202ZM206 201V200H205ZM261 201V200H260ZM53 202H54V204H56L55 202H57V207L54 205L53 206ZM111 202V201H110ZM114 202V201H113ZM139 202H140V200H139ZM144 202V201H143ZM199 202H201V201H199ZM198 202V203H199ZM211 202H212V200H211ZM215 202V201H214ZM216 202H219V201H217L216 200ZM222 202V201H221ZM236 202H239V200L238 201H236ZM251 202V201H250ZM256 202V201H255ZM35 203V204H34ZM36 203L38 204L37 205V209H39L40 207H39V205L41 206V207H43V205H44V208L48 205V209H50V208H53L54 210H55V207L57 208V209H59L58 210V212H57V210H56V212H54L55 214H54V216H46L45 215V211H48V209H46V210H44V208H42V210H40V212L42 211H44V214L42 213H40V212H38V211H36V207L34 208V206L36 205ZM52 203V204H51ZM65 203H66V201H65ZM72 203V202H71ZM115 203H117L118 204V202H115ZM136 203V202H135ZM135 203H133V204H135ZM258 203V202H257ZM42 204V205H41ZM105 204V203H104ZM109 204H111V203H109ZM113 204V203H112ZM120 204V203H119ZM152 204L153 203H151V205L150 204H148V206L150 205V206H152ZM156 204V205H155ZM202 204V203H201ZM200 204V205H201ZM207 204H209L208 202H207ZM214 204H216V203H214ZM249 204V203H248ZM252 204V203H251ZM254 204V203H253ZM261 204H262V202H261ZM34 205V206H33ZM50 205H52V206H50ZM64 205V204H63ZM63 205H61L60 207H64ZM96 205V204H95ZM94 205V207H97V205L95 206ZM102 205V204H101ZM114 205L115 204H113V207H114ZM122 205V204H121ZM136 205H138V204H136ZM140 205H142V204H140ZM211 204H209V206H210ZM217 205H219V204H217ZM250 205V204H249ZM65 206H66V204H65ZM69 206H72V205H69ZM111 206V208H112V205H110ZM109 206V207H110ZM143 206H145V204H143ZM156 206V207H157ZM203 205H201V207H202ZM205 206V205H204ZM214 207L216 206V205H213ZM212 206V207H213ZM247 206V205H246ZM67 207H68V205H67ZM101 207V206H100ZM106 207V206H105ZM116 207H117V205H116ZM116 207H114V209H112L113 211L115 210V208ZM119 207V206H118ZM117 207V208H118ZM131 207H132V205H131ZM134 207V206H133ZM146 207V206H145ZM251 207V206H250ZM253 207V206H252ZM71 207H69V209H70ZM90 208V207H89ZM103 208H104V205H103ZM122 208V207H121ZM134 208H136V207H134ZM140 208V207H139ZM154 208V207H153ZM198 208V207H197ZM223 208V207H222ZM260 208V207H259ZM64 209V208H63ZM63 209H61V210H63ZM105 209H108V206H107V208H105ZM137 209V208H136ZM155 209V208H154ZM158 209V208H157ZM219 209V208H218ZM224 209H225V207H224ZM251 209V208H250ZM262 209V208H261ZM261 209H259V211H261ZM52 209H50L48 212H50ZM66 210V208L63 210V212ZM92 210V209H91ZM103 210V209H102ZM101 209H100V211H102ZM111 210V211H112ZM140 210V209H139ZM142 210V209H141ZM145 210V209H144ZM148 210H153L152 208H148ZM258 210V209H257ZM264 210V209H263ZM53 211V210H52ZM93 211V210H92ZM98 211V210H97ZM107 211V210H106ZM113 211H112V213H113ZM119 211V210H118ZM124 211V210H123ZM159 211H160V209H159ZM197 211H198V209H197ZM205 211V210H204ZM203 211V212H204ZM225 211H226V209H225ZM225 211H224V215H225ZM250 211V210H249ZM48 212H46V214L48 213ZM69 212V213H68ZM104 212V211H103ZM137 212V211H136ZM146 212V211H145ZM154 212H155V210H154ZM223 212V211H222ZM247 212V211H246ZM251 212H253V211H251ZM256 212V211H255ZM255 212H253V213H251V214H255ZM37 213H39V215L41 214L42 216H45L44 218H40V217H38V214ZM53 212H50V214H52ZM85 213V212H84ZM86 213H87V211H86ZM100 213V212H99ZM131 213V212H130ZM138 213V212H137ZM167 213V214H168ZM193 213V212H192ZM209 213V212H208ZM208 213H205V214H208ZM216 213V212H215ZM257 213V212H256ZM262 213V212H261ZM94 214V213H93ZM114 214V213H113ZM113 214H112V217H113ZM132 214H135V212L134 213H132ZM131 214V215H132ZM144 214H146V213H144ZM156 214H157V212H156ZM155 214V215H156ZM159 214L161 215V213L159 212ZM162 214H163V212H162ZM164 214H166V213H164ZM211 214H213V213H211ZM40 215V216H41ZM53 215V214H52ZM59 216L58 218L56 217V216ZM103 215V214H102ZM128 215V214H127ZM131 215L130 216H128V218L130 219L131 218ZM141 215V214H140ZM151 215V214H150ZM149 215V216H150ZM193 215V214H192ZM194 215H196L195 213H194ZM249 215V214H248ZM41 216V217H42ZM109 216V215H108ZM133 216H135L136 217V215H133ZM142 216V215H141ZM203 216V215H202ZM208 216H210V215H208ZM207 216V217H208ZM215 216H217V217H219V215H215ZM222 216V215H221ZM229 216V215H228ZM251 216V215H250ZM261 216V215H260ZM263 216V215H262ZM60 217L62 218V220H63V222H65V221H67V222H69V220H70V224H66V225H68V226H70V229H69V231H68V227L64 230V229H62L61 227H63V226H60L59 228H61V230L59 229V231H60V235L58 236L57 234H59V233H57V229H58V227L56 226V224H58V222H60V223H62V220L60 219ZM64 217V218H63ZM69 218V219H67V218ZM89 216H87V218H88ZM148 217V216H147ZM157 217V216H156ZM193 217V216H192ZM212 217V216H211ZM210 217V218H211ZM226 217V216H225ZM252 217V216H251ZM258 217H259V213H258ZM108 218V217H107ZM111 218V217H110ZM118 218V217H117ZM117 218L115 219V221L117 220ZM121 218H123V217H121ZM133 219H134V217H132ZM158 218V217H157ZM202 218V217H201ZM210 218H207V219H210ZM215 219H216V217H214ZM248 218V217H247ZM261 218V217H260ZM23 219V220H22ZM65 219H67V220H65ZM118 219H120V218H118ZM132 219V220H133ZM204 219H206L205 217H204ZM212 219V218H211ZM223 219L224 220H226L224 217H223ZM254 219V218H253ZM259 219V218H258ZM65 220V221H64ZM81 220V219H80ZM106 220V219H105ZM121 220V219H120ZM157 220V219H156ZM159 220V219H158ZM163 220H161L162 222H163ZM222 221V218H220L219 220H217L216 219V221ZM249 220V219H248ZM259 220H261V219H259ZM20 221V222H19ZM109 221V220H108ZM108 221H106L107 223H108ZM111 221H114V219L113 220H111ZM114 221V222H115ZM119 221V220H118ZM130 221H131V219H130ZM212 221H213V219H212ZM212 221L211 220H209V222H210V225H211V223H212ZM228 221V220H227ZM247 221V220H246ZM253 221V220H252ZM258 221V220H257ZM88 222H90V220H88ZM87 222V223H88ZM92 222H93V220H92ZM110 222V221H109ZM120 222V221H119ZM119 222H117V223H119ZM122 222V221H121ZM120 222V223H121ZM262 222V221H261ZM25 223H22L23 225H21L22 227L24 226V224ZM82 223V222H81ZM80 223V224H81ZM83 223H84V219H83ZM82 223V224H83ZM91 223V222H90ZM213 223H214V221H213ZM221 223H223V222H221ZM263 223H264V221H263ZM65 224V223H64ZM85 224H86V222H85ZM115 225H116V222L114 223ZM131 224V225H132ZM93 225V224H92ZM110 226L111 225H113V224H109ZM109 225H107V228L109 227ZM120 225V224H119ZM123 225V224H122ZM122 225H121V227H122ZM125 225H126V223H125ZM131 225H129L130 227L129 228H131L132 226ZM214 225H216L215 223H214ZM214 225H211V228H212V226L214 227ZM220 225V224H219ZM238 225V224H237ZM84 226V225H83ZM104 226H106V225H104ZM128 226V225H127ZM217 226H218V224H217ZM242 226H244V224L242 225ZM246 226V225H245ZM257 226H259V225H257ZM21 227V228H22ZM86 227H87V225H86ZM90 227V226H89ZM114 227H116V226H114ZM216 227V226H215ZM239 227V226H238ZM128 228V229H129ZM150 228V229H149ZM209 229H210V227H208ZM220 228H221V226H220ZM235 228H237V227H235ZM240 228H244V227H240ZM19 229V228H18ZM88 229V228H87ZM92 231H94L93 229H96V227H93V229L92 228H89L88 230L90 231V234H91V230ZM106 229V228H105ZM112 229H113V227H112ZM118 229H121L120 228V226H119V228ZM118 229H117V232H119L118 231ZM128 229H127V231H128ZM132 229V228H131ZM131 229H130V231H128V232H132L131 231ZM204 229H206V228H204ZM246 229H249L248 227L246 228ZM252 229V228H251ZM256 229V228H255ZM254 229V230H255ZM4 230H5V228H4ZM7 230V229H6ZM5 230V231H6ZM20 230V229H19ZM19 230H18V232L17 233H19ZM62 230H64V233L62 232ZM76 230H77V228H76ZM83 230V229H82ZM84 230H85V228H84ZM88 230H86V231H88ZM99 230V229H98ZM111 230V229H110ZM115 230V229H114ZM124 229L122 228V231H123ZM133 230V229H132ZM134 230V231H135ZM149 230H150V233H149ZM222 230V229H221ZM237 230H239V229H237ZM245 231L244 229H241L240 231ZM257 230H258V228H257ZM259 230H261V229H259ZM1 231L3 232V235L5 234V232L1 229ZM17 231V230H16ZM22 231V230H21ZM106 231V230H105ZM124 231H126V230H124ZM201 231H203V230H201ZM233 231V230H232ZM248 231V230H247ZM244 232L245 234L246 233H248V232ZM8 232V231H7ZM94 232H97V231H94ZM116 232V231H115ZM117 232L115 233L116 235H119V234H117ZM121 232V231H120ZM207 232V231H206ZM206 232H204V233H206ZM213 231H211L210 233H212ZM264 231H262V232H260V234L261 233H263ZM22 233V232H21ZM81 233V232H80ZM83 233V232H82ZM88 233V232H87ZM87 233L85 234L84 233V235H87ZM130 233H128V234H130ZM133 233V232H132ZM135 233V232H134ZM209 233V232H208ZM208 233H206V234H208ZM226 233H227V231H226ZM235 233V232H234ZM243 233V232H242ZM257 233V232H256ZM255 233V234H256ZM0 234H1V232H0ZM11 234H9V232L7 233V237H8V235L10 236ZM20 234V233H19ZM70 234H67V235H70ZM92 234H93V232H92ZM127 234V235H128ZM213 234H214V232H213ZM249 234V233H248ZM250 234H251V232H250ZM250 234L249 235H247V236H250ZM254 234V235H255ZM264 234V233H263ZM15 235H17V234H15ZM66 234H64V236H65ZM66 235V236H67ZM83 235V236H84ZM99 235V234H98ZM111 235H113V234H111ZM131 235V234H130ZM134 235V234H133ZM132 235V236H133ZM217 235V234H216ZM230 235H231V232H230ZM243 235V234H242ZM241 235V236H242ZM253 235V234H252ZM262 235V234H261ZM2 236V235H1ZM56 236H57V238H56ZM88 236H89V234H88ZM122 236V235H121ZM125 236V233H124V235L122 236V241L121 240H119V241H121V242H123V237ZM152 236V237H153ZM207 236V235H206ZM208 236H210V234L208 235ZM211 236H213V235H211ZM219 236V235H218ZM239 236V235H238ZM257 236V235H256ZM3 237V236H2ZM2 237H1V239H2ZM4 237H5V235H4ZM6 237V238H7ZM10 237V238H11ZM67 237H71V235L70 236H67ZM66 237V238H67ZM81 237V236H80ZM90 237H92L91 235L89 236V238ZM94 237V236H93ZM96 237H97V235H96ZM115 237V236H114ZM117 237V236H116ZM134 237V236H133ZM152 237H150V238H152ZM204 237V236H203ZM214 237L216 238L217 236H215L214 235ZM233 237H235V236H233ZM262 237V236H261ZM9 237L7 238V240H6V243H5V240H2L1 242L3 243V241H4V244H8V239H10ZM17 238H18V235H17ZM95 238V237H94ZM125 238H130V236H125ZM132 238V237H131ZM148 238H147V240H148ZM155 238V237H154ZM209 238V237H208ZM212 238V237H211ZM218 238V237H217ZM229 238H231L230 236H229ZM243 238H245V236L244 237H242V239ZM247 238V237H246ZM251 238L253 239V236H251ZM250 237H249V239H251ZM259 238H260V236H259ZM3 239H5V238H3ZM11 239V240H12ZM55 239H57L56 241H55ZM60 239V241H58ZM77 239V238H76ZM78 239H80V238H78ZM83 239V238H82ZM92 240H95V239H93V238H91ZM133 239V238H132ZM153 239V238H152ZM152 239H150V240H152ZM160 239V240H161ZM207 239V238H206ZM212 239H214V238H212ZM226 239V238H225ZM228 239V238H227ZM237 239V238H236ZM242 239H240V240H242ZM248 239V240H249ZM255 239V238H254ZM10 240V241H11ZM19 240V241H18ZM63 242H62V241ZM81 240V239H80ZM100 240H101V238H100ZM127 240H129V239H127ZM149 240V241H150ZM157 240V239H156ZM216 240V239H215ZM232 240V239H231ZM238 240V239H237ZM246 240V239H245ZM59 242V244H58V242ZM103 241H105L104 239H103ZM103 241H102V243H103ZM107 241V240H106ZM138 241V240H137ZM159 241V240H158ZM210 241H211V239H210ZM213 241V240H212ZM239 241V240H238ZM0 242V243H1ZM20 242V243H19ZM53 242H54V244H53ZM57 243V245H56V243ZM81 242V241H80ZM92 242L93 241H91V243H90V245L92 246L93 244H92ZM138 242H140V244H141V242L142 241H138ZM145 242V241H144ZM144 242L142 243V244H144ZM152 242V241H151ZM203 242V241H202ZM214 242V241H213ZM224 242V241H223ZM229 242V241H228ZM234 242H235V239H234ZM240 242V241H239ZM238 242V243H239ZM242 242V241H241ZM243 242H244V240H243ZM249 242V241H248ZM251 242H252V240H251ZM255 242V241H254ZM254 242H253V244H254ZM105 243H107V242H105ZM112 243V242H111ZM115 243V242H114ZM146 243H148V242H146ZM160 243V242H159ZM216 243V242H215ZM222 243V242H221ZM220 243V244H221ZM224 243H226V241L224 242ZM233 242H231V244H232ZM245 243V242H244ZM262 243H264V242H262ZM10 244H11V242H10ZM10 244H9V246H10ZM53 246H52V245ZM139 244V245H140ZM165 244V243H164ZM166 244H168L167 242H166ZM205 244H207V243H205ZM209 244V243H208ZM212 244V243H211ZM214 244V243H213ZM229 244V243H228ZM228 244H227V246L225 245V246H223V244H222V247L225 249V250H228ZM235 244H237L236 242H235ZM248 244V243H247ZM251 244V243H250ZM249 244V245H250ZM16 245V244H15ZM75 245V244H74ZM89 245V246H90ZM97 245V244H96ZM106 246L108 245V244H105ZM138 245V244H137ZM201 245V244H200ZM210 245V244H209ZM257 245V244H256ZM262 245V244H261ZM14 246V245H13ZM56 246H57V248H56ZM62 246V247H61ZM67 246V245H66ZM80 246V245H79ZM88 246V247H89ZM93 246H95V245H93ZM105 246V247H106ZM115 246V245H114ZM221 246V245H220ZM230 247H231V245H229ZM232 246H234L235 247V245L233 244ZM237 247H239L238 245H236ZM255 246V245H254ZM258 246H259V244H258ZM18 247V246H17ZM145 247V246H144ZM157 247V246H156ZM161 247H163V246H161ZM166 247V246H165ZM205 247V246H204ZM207 247V246H206ZM212 247H213V245H212ZM227 249H226V248ZM231 248L232 250H235L236 252H237V249L238 248ZM3 248V247H2ZM6 248H8V246L6 247ZM19 248V247H18ZM65 248V251H68V249L66 248V247H64ZM117 248V247H116ZM119 248V247H118ZM129 248V247H128ZM138 248V247H137ZM202 248V247H201ZM240 248V247H239ZM262 248V247H261ZM4 250V252H6V249H5V246H4V248H3ZM14 249V248H13ZM12 249V250H13ZM91 249H92V247H91ZM90 249V250H91ZM122 249V248H121ZM141 249H142V247H141ZM158 249V251H159V248H156V250ZM165 249V250H166ZM199 249H200V247H199ZM210 249V248H209ZM222 249V248H221ZM16 250V249H15ZM20 250H21V248H20ZM82 250V249H81ZM84 250V249H83ZM118 249H116V251H117ZM145 250V249H144ZM161 250V249H160ZM243 250V249H242ZM256 250V249H255ZM258 250V249H257ZM1 252H2V250H0ZM17 251H19V250H16L15 251V253H17L18 254V252ZM52 251V252H51ZM58 251H59V249H58ZM62 251V250H61ZM59 252V254H60V257H61V259L65 256V254L67 253V252H65V253H63V252ZM121 251V250H120ZM158 251H157V253H158ZM163 251V250H162ZM161 251V252H162ZM192 251H193V249H192ZM192 251H191V253H192ZM200 251V250H199ZM229 251V250H228ZM234 251V252H235ZM239 251V250H238ZM261 251V250H260ZM260 251H259V253H260ZM20 252H22V251H19V253ZM99 252V251H98ZM123 252H125V251H123ZM163 252H165V251H163ZM167 252V251H166ZM196 252H197V249H196ZM218 252V251H217ZM225 251L223 250V253H224ZM233 252V253H234ZM244 251H242V253H243ZM3 253V252H2ZM8 253H10L9 251H8ZM14 253V252H13ZM40 253V254H39ZM43 253H45V254H43ZM63 253V254H62ZM93 252H91V254H92ZM112 253V252H111ZM129 253H131V252H129ZM129 253H127V254H129ZM134 253V252H133ZM142 253V252H141ZM150 253H152V252H149V255H150ZM185 253H186V251H185ZM203 253V252H202ZM227 253V252H226ZM232 253V252H231ZM231 253H229L230 254V256H231ZM254 253V252H253ZM262 253V252H261ZM16 254V255H17ZM20 254H22V253H20ZM28 254H29V252H28ZM38 254V255H37ZM49 255L50 256V259L52 260V257H54V255L52 254V255ZM114 254V253H113ZM126 254V255H127ZM140 254V253H139ZM205 254V253H204ZM3 255V254H2ZM1 255V256H2ZM6 256V258H7V254H5ZM9 255V254H8ZM22 255V256H23ZM29 255H31V254H29ZM64 255V256H63ZM66 255H68V253L66 254ZM81 255V254H80ZM90 255V254H89ZM89 255H87V257L89 256ZM109 255V254H108ZM110 255H112V254H110ZM121 255H123V254H121ZM125 254L123 255V256H126ZM142 255V254H141ZM160 255V254H159ZM165 255H167V254H165ZM186 255V254H185ZM184 255V256H185ZM192 255V254H191ZM198 255V254H197ZM196 255V256H197ZM224 255V254H223ZM234 255H235V253H234ZM234 255H232V256H234ZM239 255V254H238ZM20 256V257H19ZM18 257H19V259H22L21 257V255H19ZM49 256H48V258H49ZM104 256H106V255H104ZM139 257H140V255H138ZM138 256H136L135 254H129V256H127L130 260H131V264H132V262H136L138 259ZM146 256V255H145ZM157 256V255H156ZM161 256V255H160ZM184 256H183V258H184ZM189 256H190V254H189ZM194 256H195V254H194ZM195 256V257H196ZM202 256V255H201ZM236 256V255H235ZM9 258H10V256H8ZM13 257V256H12ZM24 257H26L25 255H24ZM32 257V256H31ZM30 257V258H31ZM55 257L57 258H53V261L56 259L57 261H59L60 260V258H59V255H55ZM66 257H68V256H66ZM143 257H144V255H143ZM158 257V256H157ZM256 257V256H255ZM0 258H2V257H0ZM33 258V257H32ZM41 256H40V259L38 260V261H36V262H38L37 264H39V262H40V264H42V263H44L45 264V262H46V260H49V259H43L42 261H44V262H42L41 263ZM69 258V257H68ZM142 258V257H141ZM140 258V259H141ZM161 258V257H160ZM179 258H181V257H179ZM201 258V257H200ZM209 258H211V257H209ZM214 258V257H213ZM212 258V259H213ZM217 258H218V256H217ZM224 258V257H223ZM229 258V256H227V259ZM237 258H239V257H237ZM237 258H236V260H237ZM3 259V258H2ZM18 259V261H16V262H20L21 260H19ZM144 260H140V261H142L143 262V264H151V260H152V257H150V256H146V257H144L143 258ZM154 259V258H153ZM166 259H167V257H166ZM166 259H165V261H166ZM170 259V258H169ZM187 259H188V256H187ZM190 259V258H189ZM192 260H194V257L193 258H191ZM214 259H216V258H214ZM213 259V260H214ZM229 259H232V258H229ZM15 260H16V258H15ZM22 260H25V259H22ZM31 260H33V259H31ZM31 260H28V262H27V264H30L29 262L31 261ZM36 260V259H35ZM51 260H50V264H51ZM65 260H67V259H65ZM100 260V259H99ZM123 260H125V258L124 257H122V260H119L120 261V263H122L123 262ZM130 260H129V263H130ZM232 260H234V259H232ZM231 260V261H232ZM258 260H259V258H258ZM6 260H5V258H4V260H3V262H5ZM13 261V260H12ZM26 261V260H25ZM24 261V262H25ZM34 261V260H33ZM61 261V260H60ZM101 261V260H100ZM115 261V260H114ZM113 261V262H114ZM119 261L117 262L118 264H119ZM126 261V260H125ZM139 261V262H140ZM161 261V260H160ZM164 261V260H163ZM176 263L178 264L179 263V261H177V258H176ZM175 261H173V259L171 260V262H175ZM184 261V260H183ZM189 261V260H188ZM188 261L186 260V262L188 263ZM201 261V260H200ZM212 261V260H211ZM245 261V260H244ZM254 261V260H253ZM255 261H257V259L255 260ZM11 262V261H10ZM48 262V261H47ZM47 262H46V264H47ZM85 262V261H84ZM88 262V261H87ZM99 262V261H98ZM105 262V261H104ZM138 262V264H140ZM166 262H168V261H166ZM170 262V261H169ZM228 262H230V261H228ZM228 262H226L225 264H227ZM234 262V261H233ZM7 264H8V262H6ZM14 264H15V262H13ZM61 263V262H60ZM59 262H58V264H60ZM89 264H90V262H88ZM95 263H96V261H95ZM128 263V262H127ZM184 264H185V262H183ZM192 263H193V261H192ZM200 263V262H199ZM208 264H209V262H207ZM220 263V262H219ZM219 263H217V264H219ZM3 264V263H2ZM31 264H34V262H32L31 261ZM36 264V263H35ZM55 264H56V262H55ZM62 264H63V262H62ZM65 264V263H64ZM72 264V263H71ZM86 264V263H85ZM93 264V263H92ZM106 264V263H105ZM115 264V263H114ZM123 264V263H122ZM142 264V263H141ZM159 264V263H158ZM164 264V263H163ZM168 264V263H167ZM170 264H172V263H170ZM181 264V263H180ZM195 264V263H194ZM197 264V263H196ZM246 264V263H245Z\"/></svg>", "mask_w": 264, "mask_h": 264}]
</instances>
